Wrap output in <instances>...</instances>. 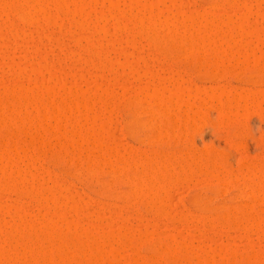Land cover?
<instances>
[{"label":"rangeland","instance_id":"rangeland-1","mask_svg":"<svg viewBox=\"0 0 264 264\" xmlns=\"http://www.w3.org/2000/svg\"><path fill=\"white\" fill-rule=\"evenodd\" d=\"M12 1L10 0L8 2L18 3L19 0H16V1L14 0L13 2ZM23 1L20 0L19 3H22ZM39 1L41 0H37V4L35 3L37 7H38V4L40 5L41 3H43V1H41V3H38ZM49 1L51 2H48V0L44 1V3L41 4L42 6H39V7H41L44 10V12L45 11L47 12L46 13L47 18H50L52 16L50 19L52 22L48 19H45L46 16L45 18L42 17V14L38 12V14H40L39 19L37 18L38 16L37 13H35L36 19H38L37 20L38 24L36 25L34 23H31L32 22L31 20H30L31 22L28 23L29 17L31 16L33 18L35 17L33 12L35 11L34 9L36 8V6L33 5L34 4L33 1L28 2V4L31 3L30 4L31 6L29 5V7H28V4L26 3L27 7L26 6L25 7L28 8V10L31 8L32 15L29 14L30 16L28 15V19L26 18L27 21L26 20L23 21L22 18L21 19L18 18V15L16 16V12H14V10H13L14 13L12 11H11L12 13L8 12V9L10 11V8L9 7L6 8L4 5L5 3L6 4L8 3L6 0H0L1 6L3 5V7L0 6V11L3 10L2 8H4V10L7 9V11L5 10L6 12H2V13L0 12V27L1 25L3 27V28L2 27L0 28V33H1L0 34V99H1L0 104H2L0 105V116L1 117L3 116V118L4 116H6L5 118H7L8 120L10 118L12 120V121L9 120L11 122L9 124L7 123L9 121H5L6 123L4 122V120H7V119H4L3 121L1 120L4 123H3V126L0 123V126H1L0 128V141H1L0 148L2 147L0 150L2 151V149L5 146L8 152L5 153L4 152L5 148H4V150L1 152L2 155L5 153L7 154V156H12L13 154L12 152L15 153L13 154L14 158H12L13 156L10 157L12 160L9 159L7 161L9 157L6 158L7 156H5V154H4V157L6 159L4 157L3 158L0 157V168L2 167V165H6L5 167L7 169H5V167H2V168H4L5 171L9 172V173L5 171L3 172V170H1L0 172H3L5 174H4V178L1 176L3 175V173L0 174V176L2 180L3 179L5 180L6 178L5 176L9 175L8 177H10V175H12L10 177L11 179L7 177L8 179L6 178V181L9 179L12 181L14 179L16 182V180H18L19 183H17L18 181L16 182L18 186L22 183V181L24 182V184L20 185L21 187L23 185L22 189L20 186L19 188H16V189L15 187H13L14 189L13 191V189L10 187L12 186L10 185L11 183L9 181L7 182L8 184L10 183L8 185L10 188H8V186L5 187L6 184L5 186L3 185L5 181L4 180L2 181L0 178V180L2 181V183H0L1 185L0 187V252H1L0 253V259H1L0 264H4L3 262H6L7 264H9V262L12 263V259L16 260L15 262L13 261L14 264L15 263L24 264L23 261L25 262V264H27V260L30 261V263L28 262L29 264H37V263L39 264L38 262L39 260L42 264L43 261L42 259H40V257L44 256V254L41 255V252L43 251L44 252L48 251V254H47L49 256L48 258L51 257V259H53L52 261L56 262V264H60V262H62L61 259L65 257L64 254L63 256H61V253L63 252L62 248L63 249L65 248L64 249L65 252L63 253H66L67 247L70 250L68 251V253H71V254H74L75 250L78 247H80V250L77 249L76 255L74 254V256L73 255L71 256V254L69 255L67 253L69 255L67 260H70V261L72 260L71 262L70 261L67 262L65 258V262H67V264L69 262L70 264H80V261L82 262V264H86L88 263V261L91 260L90 258L92 256H90L89 253L93 249H91V246H90L92 243L91 241H90L91 243L88 246L85 244L89 242L88 239L91 236L92 238L93 236H95L94 239L99 238V237L102 238L103 234L105 235L104 237L108 236V239L105 238L103 242L104 243L103 249L104 250L106 249V251L105 253H103L104 256L101 254L103 259L100 257L101 255L99 256L100 259H98V257L97 258L92 257L93 258L92 260L94 259L95 261H97V259L99 260L97 261L98 263L96 264H100L102 262H103L102 264H124L125 262H127L125 264H162L163 262H164L163 264H169V263L170 264L171 263L172 264H199V263L201 264H229V262L230 264L232 263L233 264H236V263L237 264H264V176H263L264 175V96H262L264 94L263 93L264 92V74L262 73V71L264 72V69H263L264 68L263 66L264 57H261L262 52H264V0H228V1L227 0H152V3L153 1H155V3L152 4V7L154 8V12L156 11L154 13L153 8H152V13H154L155 15L156 13L158 14L159 12L160 13L163 12L162 14L159 13L158 15H155V19H157L156 21H159V24L158 22L153 21L152 17H154V15H151V12L149 9L151 7L147 5L146 0H114L115 2L113 0L112 1L111 0H91V1L81 0V3H80V0H66V1L65 0H62V1L61 0H49ZM57 1H60L61 4L64 3L66 5L65 8L59 9L60 6L58 7L59 2L57 3ZM78 1H79V5L81 6L80 7L81 9L80 8L77 9L79 7ZM117 1H118V4L116 3ZM47 2L49 5H47ZM55 3L57 5H55ZM82 4H83V8H82ZM32 5L34 6V8H32ZM45 5H47V7L49 8H47ZM145 7H147V9ZM204 7L206 9H203ZM67 8L69 9V11H67ZM74 11L76 13H74ZM80 11L83 13H80ZM85 11H87L88 13ZM250 11L252 12L251 14H250ZM183 12L187 14H183ZM243 12L245 13L243 14ZM248 12L250 15H247ZM84 13L85 14L87 13L88 15L86 16ZM190 13L192 15H190ZM240 13L243 14V17L245 19L244 23H241L244 28L241 27L242 29L241 28L239 29L238 27L239 31H237V27L235 29V26H231V25L233 23H234L233 25H235L236 23H237L236 25H240V22H241L240 20L241 18H243L242 15H240ZM105 14H108V15H105ZM181 14H183L184 16L185 15L191 16L192 21L196 18L197 21L195 19V21L192 22L190 18V21H189L190 23L187 21L180 23L179 21L182 20ZM82 15L86 17L84 16L82 17ZM7 16H9L10 18ZM78 16L79 17L81 16V17L79 18ZM140 16L144 19L145 24L148 21V24H147L148 26L147 25L146 26L149 30L153 31L154 29L153 26L156 25L155 30H157V32L160 35H163V34L167 35V33L169 32L167 30V27H165V25L168 26L169 21H173L172 23H175V24L177 22L178 27L174 29H175V33H177L178 36H181L177 40L181 41L180 39L183 38L182 42L177 43L178 41L176 40L175 42L177 44L175 43L169 46L162 45L161 47L160 45H156V44L154 45L153 41H151V37L149 38L148 34L143 30L144 27L142 26L143 28L142 27H141L142 29L140 28V25H142L141 24L142 21L139 22V20L142 19V18H139ZM144 16L146 17L144 18ZM156 16H158L159 18H156ZM163 17L164 18L166 17L165 20ZM226 17H228V19ZM135 18H137L136 21L134 20ZM81 19H83V21L84 19L88 20L89 23H87V21H84V22H86L90 26L86 25V23L84 26L83 25L84 22ZM149 19H152L151 21H153L155 25H153L152 22L149 23L150 21ZM215 19L218 20L222 24L221 32L215 31V30H213L212 32L209 27H207L209 28V30L205 29V32H204L202 30L203 25L201 26V28H199V24L208 25L210 24V22L213 23ZM206 20L210 22H207ZM117 21H118V25L116 23ZM80 22H82L83 24L81 25ZM205 22H207V24H205ZM161 23H163L164 25H162ZM64 24L65 26L63 27ZM175 24H174V27H176ZM93 26H96L97 28L99 26V28L96 29V27L94 28ZM101 26H105V27L101 28ZM165 30H167V32ZM201 31L204 32L203 36L204 34L208 35V36L206 35V38L207 40H210L209 41L210 43H208L207 46L205 44H203L205 46H201L202 44H200L198 47L197 43H196L197 45L195 43H194L195 45L194 44L190 45L189 43L187 44V42L184 41L186 39L184 37H186L187 35H188L187 38H194V37L196 38L198 35L202 37ZM241 31L244 34L240 33ZM142 32H144L145 34ZM14 33H16L17 35L16 34L14 35ZM219 33H222L223 35ZM194 34L195 36H193ZM73 37H75L76 39H74ZM208 37L209 38L212 37L213 41H211L212 38L208 39ZM224 38L227 40H225ZM215 39L216 41L215 43H213ZM221 39L225 41V43L228 40L229 41L234 40L233 42H229L231 43L230 45L233 44L232 47L230 48V46L227 45V43L225 44L224 42H222ZM75 40H78L79 42ZM115 40L117 42H115ZM247 40H249L248 42L251 45L248 44ZM234 42L236 44H239V43L241 44V42L242 44L243 43L245 44V48L248 51L247 52L243 51L244 52L243 55L245 56V53H246L247 58L246 57L244 58L242 53H239L240 51L246 50V49L242 48V45L241 47L240 46L237 47L236 44H235L236 46H234ZM216 43H217V46L215 45ZM192 45L194 49L192 48ZM209 45H211L212 47L213 46L215 47L211 48V46ZM60 46L64 48L60 49L62 48ZM195 46L198 48H196ZM190 49H193V50H190ZM214 49L216 51H213ZM250 51L251 53H248ZM159 52H162V53H159ZM234 52H235V56H234ZM164 53L167 54V56L164 55ZM251 54H254V55H251ZM154 57H156V59ZM222 57L224 61L221 60ZM43 62L46 63V66H45V63ZM218 62L220 63L219 65H218ZM222 62H224L225 64H223ZM43 64H44V68H43ZM41 66H42V69L39 68ZM14 68L16 71H13ZM137 69H139V71ZM14 72L15 73L17 72L19 74L16 73L15 75ZM147 74L149 76H147ZM173 75H175L174 78H173ZM133 76H135V78H133ZM148 77L150 78V80ZM178 80H179V83H178ZM183 80H184V83H183ZM155 83L157 85H155ZM45 84H47L48 86ZM172 84L175 86H173ZM180 85L181 87H179ZM156 87H158L160 90L161 89L163 90V91L161 90L162 97H161V91H160V97L162 98V100L159 99L158 101V98H156L155 96H151L153 92L152 89ZM47 88L49 89L51 88V89L49 90ZM138 89L139 90L141 89L140 92L142 91L141 92L142 94L139 92ZM70 90L72 92L68 93ZM101 90L103 91V93L101 92ZM37 91H38V94H36ZM205 92L208 94H206ZM12 93L14 96L12 95ZM83 93L84 95H82ZM134 93L135 95L137 94L138 95L135 96ZM195 93L197 94L194 95ZM39 94L40 96L44 94V97L38 96ZM77 94H78V97L80 98L82 96V98L84 97V99L85 97L86 99H90L87 101V102L89 101L90 102L88 104L87 102H85L87 105L85 104L83 105V102H82L83 106L79 105L77 103L79 100L77 102L75 101L78 99L76 96ZM33 95H35L36 99L40 97L39 101L38 100L35 101L36 100L35 98H31L33 97ZM198 95L202 98L198 97ZM207 95L209 96L207 97ZM73 96H75L76 98ZM189 96H191L192 98L191 97L189 98ZM27 97H29V99L31 98V100H28ZM102 97H103V101L101 100ZM151 97H153L154 99H152ZM166 98H169V99H166ZM186 98L189 100H187ZM4 99H6V101ZM32 99L35 102H32ZM170 99H172L173 101H175V99H178V102L177 100L175 102H173L172 100L170 101ZM27 100L29 102H26ZM165 100H167V102ZM186 100L189 101L188 103H190L191 101L192 103L189 105ZM30 101H31V104H30ZM168 101L172 103L173 106L169 105ZM185 101L186 103L183 104V102ZM157 102L159 103L157 104ZM193 102L195 104H193ZM164 103H166L167 105H165ZM174 103H176V106ZM25 104H27L28 106ZM178 104L181 106L179 110H178V106H179ZM55 106H58L59 109L60 108L64 109L65 107V110L61 109L62 111L60 110L59 113H57L58 112L57 110L59 109L58 107H55ZM67 107H69L70 109L72 108L71 110L73 111H71V114H69L70 109H67ZM86 107L88 110L86 109ZM163 107L165 108L163 109ZM194 109L196 110L202 109L203 111H205V113L202 111V114H195V112H192V111H196ZM236 109L238 112L236 111ZM184 111L187 112V114ZM61 112L65 114L64 115L65 117H67V115L71 116V117L69 116V119H67L68 122H65L66 120L63 115H62L63 121L61 120L63 124L61 123V121H59V119L62 118V117L60 118ZM174 112L176 113L174 114ZM55 114L58 116L60 115L59 119L57 118L58 116L56 117L57 120L59 121L58 124L59 123L62 124L61 125L62 127L58 125L60 128L56 125L57 120H55ZM188 114H189V117H187ZM50 115L52 118L50 117ZM98 115L101 117H99ZM179 115L181 117H179ZM190 115L193 117L190 118ZM197 115L199 117L201 115L202 118L201 117L199 118ZM168 116L170 117L173 116V118L172 117L170 118ZM229 116L230 118H232V120H229L230 118L227 119V117ZM109 117H112V118H109ZM3 118H0V119H3ZM38 119H39V122L42 120L41 121L42 124H38L39 123L37 122ZM171 119H172V122L174 121L173 122L174 125L168 121V120L171 121ZM187 119H188V122H186ZM193 119H196L197 122L196 120H194L193 122L192 121ZM99 121L102 122V125ZM19 122L21 124H19ZM30 122L33 124L30 125ZM155 122H159V123H155ZM4 124L5 125L7 124L9 126H4ZM55 125L62 131V133L60 130L58 131L55 128L56 127ZM102 126L103 128L104 127L106 128V129L104 128V131L105 130L107 131L109 128V130L107 131L109 132L108 136L111 135L109 138H107L106 131L105 133L103 132ZM173 126H175L174 129H173ZM179 126H181V128ZM153 127L155 128V130ZM54 128L56 129L57 132L54 130ZM25 129L27 131L25 132L27 135H25V133L23 132L25 131ZM31 129L33 130L31 131ZM112 129L113 130L115 129L116 131L114 130V133L113 131L111 133L110 131ZM86 131L88 135L90 134V132L93 133V136H91L92 138L87 136ZM79 132L80 134L84 132L81 135L85 136L86 134V138L88 137L89 139H91V141L93 140L94 135H97L95 133L102 132L103 135H106L103 138L105 140H101L102 136L101 137L99 136L101 133H99V135L95 137L98 138L100 142L101 141H106V142H103L104 146L100 144L102 146V149H101V146L98 145L100 142L97 144V142L95 141L97 139L94 140L96 142L94 143V145L95 144L97 145L96 147L93 145V141L91 142L90 140H87L84 136L81 137ZM33 134L36 136H32ZM38 135H39V138L40 136H42L41 138L44 137L43 139L46 142L44 144L46 145L48 149L43 144H41L43 146V149H42V146H40L41 149H36V148H39L40 143H42V142H39L41 138L39 139L37 137ZM52 135L54 138L52 137ZM178 135H181L180 138ZM31 136L36 137V138L33 139ZM78 136H79V139H78ZM83 138H85V140H83ZM112 138H113V141H112ZM183 138L184 139L186 138V139L184 140ZM35 139L39 140L38 141L39 144L34 143V142H37ZM32 140L33 141L35 140V141L33 142ZM31 141L33 142L32 145H31L32 143ZM26 142H28V144ZM29 142L31 143L29 144ZM71 142L73 143V146H74V142H75V145H76V142L82 143L83 145L82 144L80 145L82 146L83 151L80 148V146L78 147L79 143L76 145L82 153L77 149L76 146L72 148L70 146ZM3 143H5V145H1ZM108 144L109 146H112L113 151L111 150V153L115 152L114 154H118V156L121 155L122 157L119 156L121 160L118 158V156H117L118 160L115 157L111 156L112 158L110 159H112L113 165H112V162L110 163L111 160H107L102 163L104 165L100 164V166H102L100 167L98 163L99 160L102 158H105L106 156H107L106 159H108L109 153L107 155L105 154L106 155L105 157L104 156L101 157L102 154L105 153L102 150L108 151V149H106L105 147V145H108ZM86 146L88 148H86ZM104 147L105 149H103ZM10 148H12V150ZM20 148L22 149L24 148V149L22 150ZM9 149L12 151V152L10 151L11 154L9 152ZM46 149L48 152L46 151ZM73 149L80 152L81 155L79 156V154H77L78 152H75ZM86 149L87 151L85 152ZM98 149H101V150H98ZM192 151H193V154H192ZM37 152L41 154L39 155ZM172 152H173V155H172ZM156 153L158 154V156H156L157 155ZM18 154L20 156H17ZM124 154H125V158H124ZM180 154L182 155L183 159H181L182 157ZM38 155H39V158H38ZM195 155H197L198 158ZM127 157H129V159ZM144 159L146 162L148 161L147 163L149 165L147 163L146 164L143 163L144 165H142V161ZM5 160L7 162H4ZM10 161L11 162L15 161L16 163V164L15 163L13 164L11 172L9 169L11 167ZM160 161L161 163L163 162L162 163L163 165L160 163ZM8 162H10L9 165L7 164ZM24 162L25 164H23ZM94 164H96V166H93ZM34 166L37 168H35ZM97 166H99L100 168V169L98 168L99 170L95 169ZM129 166L131 167L129 168ZM158 166H160L161 168ZM14 167H21L23 172L20 171L21 168H14ZM23 168L26 170L24 171ZM29 168L32 171H30ZM114 168L118 172H116ZM128 168L129 170H127ZM15 169L16 170L20 169L19 170L20 174L18 175H21L22 173H24L21 175V176L23 175L24 176L21 177V176L16 175L17 173L16 174L14 173L16 172ZM45 170L47 171L45 172ZM112 170L115 172L114 176H113L114 172H112ZM124 170L126 171L124 172ZM161 170L162 172H166L167 175L165 173L163 175V173H161ZM182 171H183V174H181ZM47 173L49 175L51 174V177L48 176ZM151 173L153 174V176ZM131 174H133V176ZM25 175L27 178H25ZM35 175L36 177H34ZM135 175H138V176H135ZM140 175H142V178ZM257 175H259L258 176L259 178H257ZM31 176H33V178ZM165 176L166 178H164ZM30 178H32L33 181ZM52 179L54 180L51 181ZM20 180L22 181L20 182ZM174 180L175 181L177 180V181L172 183ZM26 181H29V182H26ZM59 182H62V183H59ZM25 183L28 184V186L27 184L26 186L29 188V190H32L30 188L32 187L33 189H36V190L38 189L37 191L42 192V195L39 193L40 194L39 198L41 196V199H42V197L46 195L45 200L43 198L44 201H42V203L40 202V199L35 200V199H38L36 198L38 196V194L36 193L37 191L34 190L31 192V194L32 193L37 194L36 196L32 194L35 198L32 197L29 193L30 192L29 190L28 192H26L27 190L23 189L25 188ZM68 185L70 188L68 187ZM74 185H76V187H74ZM226 186L227 188H225ZM71 187L72 188L74 187V188L72 189ZM133 188L134 189L136 188V189L134 190ZM9 189L10 190L12 189L13 192L10 191ZM61 189H63V191H61ZM51 190H53V192L56 191V193L54 192V194L56 195H53L55 196V199H50L52 198L51 194H53ZM160 191H162V193L164 192V194H162ZM165 192L167 196L165 195ZM25 193H28V194H25ZM129 193L132 197L129 196ZM154 194L160 197H161L160 194H162V196L165 195V197L167 198L164 197L163 200L164 201L166 200V201L165 202L162 201L161 198L163 197H161L159 199L161 200V202H163V204L160 203L159 200L158 202L157 201L158 196H157L156 197L157 205H155L154 202L153 204L152 201L155 199V197L153 196ZM123 195L124 196L127 195V196L124 198ZM137 195L142 197L143 201ZM150 196H152L151 198L153 200L149 198ZM56 199L58 200L57 204H53L52 203L53 201L51 200H54L55 202ZM67 199L68 201L66 202L65 200ZM46 200L47 201L49 200V201L46 202ZM38 201L40 204L37 203ZM43 203H48L49 207L47 206V204L45 205ZM58 204L62 206V208L59 207L58 209L60 210L59 213L61 212L60 215L59 213H57V211H52L54 207H56L54 209L57 210V207L59 206ZM76 204L78 205L77 207H80V209H82L81 214L78 213L79 217L76 215L77 212L75 213ZM53 205L54 207L50 208V206H53ZM155 206H157L159 209ZM47 207L49 208V210H47L48 209ZM48 211L50 212V214L54 215V216H51L50 218L51 220L55 216L57 217L56 214L59 215L57 217L59 220V223L56 222L55 220H52V221L59 224V229L61 226L64 227V228L62 227L63 228L62 232L66 233L68 231V228L69 230L71 228V230L68 231L70 235L68 234L69 235L68 236L67 233L65 235H67L66 236L67 238L71 237L70 238L71 240L67 242L70 245L71 244L73 245L71 246L67 245L68 243L66 242L65 244L63 240L62 241L64 243H61V241L59 242V240H55L56 243L54 244L57 247L58 245H59V248H60V245L62 246L59 249L53 245L52 246L53 248H52L51 245L48 243V241L42 240L43 238L47 240V236H49V233L46 230H48V228L50 230V227L46 226V224L42 226L44 224L43 222L46 221L45 220L46 212ZM53 212L54 213L56 212V213L54 214ZM48 214H47V217L50 216V214L49 216ZM41 215L43 216V218L45 215V218L42 219ZM228 215L230 216L227 219H230L229 220L230 222L226 220L225 218V216L227 217ZM23 216L25 219L28 220V222L31 223L30 228L28 226L29 223L27 224V222L23 219ZM173 216L175 218L178 217L179 218L178 221H177V218L175 219ZM203 216L205 217L203 218ZM232 216H234L235 220L237 221L236 224L232 221L234 220L232 219L233 218ZM236 217H238V220L236 219ZM249 217H252L253 219ZM20 218L22 219V222H24L23 224L26 226L24 227V229L29 228L28 229L29 232L34 229L38 232L41 230L40 228L42 229L44 228V232H47L46 233L47 235L45 234L46 236L42 237L41 235H43L44 233L43 230H41L43 233L39 232L40 234L39 233L35 234L34 232L36 231H34L31 234V235L34 234L32 237L30 233L28 232L25 233L27 229H25L23 233V230H24L23 229L21 233L25 235V239L24 240L21 239V240L24 241L25 246L29 248L27 252H25L26 251L25 249H27V247H25L24 243H22V241L19 239V236H21L22 234L18 235V233L16 234L15 232H13L14 230H16L15 225L17 224L20 225L19 223L21 222ZM211 218L212 220H210ZM75 221L79 223L77 224ZM245 221L248 222L249 225L250 224L251 225L249 226ZM69 222L70 223L74 222L75 224H77V228H73V225H68ZM48 223L52 225V222L48 221ZM258 223L259 225H257ZM19 225L17 227H19ZM24 225H22V227ZM55 225L56 224H54V228H55ZM13 226L15 229L13 228ZM45 226L47 228H45ZM68 226H72V227H68ZM85 227L87 229H85ZM66 229L67 231H65ZM120 229L121 231L118 232ZM10 232L14 235L13 239H12L11 234L9 235ZM51 232H53V229ZM73 232L75 233L76 236H74ZM80 235L81 237H79ZM85 235L87 236V238ZM116 235H119L118 238ZM16 236L18 237L17 239H19V241L16 240V243L17 242L19 243L21 241V243H19L20 245H18V243L16 244L14 241L16 239ZM38 236L40 238H37ZM175 236L180 241H178L176 238H173ZM31 237L33 239H30ZM66 237L65 239H67ZM77 237L80 238V243L83 246L82 251H81V245L79 243V239ZM185 238L186 240H184ZM37 239L38 240L40 239L39 240L40 242H38ZM75 239H78V241ZM122 239L125 241H122L121 243ZM41 240H42V244H41ZM98 240L99 239L97 240L95 239V241L93 242L94 246ZM108 240H110V242ZM32 242L35 244L34 248H33ZM45 242H47V244L50 245L48 246V248H46L47 247L46 245H43V244H46ZM58 242L59 244L57 245ZM168 242L169 244L170 243L171 244L170 245L167 244ZM14 243L18 246V248L16 249L14 248L16 252L20 248V246L22 247L18 250L19 251L18 255L22 253V249L24 248L23 251L25 252V255L24 256L22 255L23 256L22 258H19L18 256H16L15 251L13 252L14 249L12 250V248L15 245ZM30 244L32 245V247L29 246ZM63 244H65L67 247ZM168 245L169 246L173 245V246L172 248L171 247L167 248ZM94 246L92 247L94 248ZM41 247L42 248L45 247V249L44 248L42 249ZM49 247L50 249L52 248L51 251ZM179 247L180 249L178 250ZM31 248L34 249L35 251L34 255L37 256L38 258L32 254L33 252L31 251H33V249L31 250ZM110 248H112V250ZM155 248H157V250H159L160 252L156 251ZM72 249H73V252H72ZM103 249L102 251L104 252ZM163 249L166 252H164ZM225 249H228V250H225ZM56 251L57 253H55ZM78 251H81V252H78ZM112 251L115 254L114 257L117 255L115 259L114 257H111ZM30 252H31L32 259L30 255H27ZM35 253H37L38 255ZM49 253H54V254H49ZM212 254L214 255V257ZM83 255L85 256L83 257ZM151 255L152 256L157 255L154 257H156L158 261L156 259H155L156 261H154L153 260L154 257L151 260ZM3 256L5 257V259ZM25 256H26V259H24ZM33 256H34V259L36 258L35 261L33 260ZM87 256H89L90 258ZM29 257L31 260H29ZM58 257H61L59 262L57 261L59 260ZM204 257H206L207 259ZM226 257H227V260H226ZM48 258H46L45 263L51 264V262L50 263L47 262ZM18 259H21V260H18ZM43 259L45 258L43 257ZM110 259L112 262L110 261ZM49 260L50 259H48V261ZM84 260L85 262L86 260L88 261L86 263H83ZM136 260H138L139 263ZM205 260L206 261L208 260V262H206ZM203 261L205 263H203ZM90 262L88 264H91ZM61 264H63V262Z\"/></svg>","mask_w":264,"mask_h":264},{"label":"bare ground","instance_id":"bare-ground-1","mask_svg":"<svg viewBox=\"0 0 264 264\" xmlns=\"http://www.w3.org/2000/svg\"><path fill=\"white\" fill-rule=\"evenodd\" d=\"M6 1L8 2V1H10V0H6ZM11 1H12V0H11ZM13 1H14V0H13ZM13 1H12V2H13ZM15 1H16V0H15ZM22 1H23V0H22ZM30 1H33V3H34L33 5H35V3L37 4V0H24L22 3H19V2H20V0H19L18 3H17V2H16V3H14V2H13V3H11V2L9 3V2H8V3H7L8 5H7L6 3H5L4 5H5L6 8H8V7L10 8V11H9V9H8V12H11V11L13 12V10H14V12H16V16L18 15V18H20V19L22 18L23 21H24V20L27 21V19H28V15H29V14L32 15V14H31V8L29 9L30 11L28 10V8H26V7H27L26 5H27L28 2H30ZM41 1H43V3H44V1H46V0H41ZM41 1H39L38 3H41ZM61 1H62V0H61ZM65 1H66V0H65ZM86 1H87V0H86ZM90 1H91V0H90ZM111 1H112V0H111ZM113 1H114V0H113ZM227 1H228V0H227ZM48 2H51V1L48 0ZM48 2H47V5H49ZM58 2L61 4L60 1H57V3H58ZM114 2H115V1H114ZM125 2H126V1H125ZM128 2H129V1H128ZM146 2H147V5L151 7V8H149V9H150V12H151V15H154V13H155L156 11L154 12V8L152 7V4L155 3V1H153V3H152V0H146ZM157 2H158V1H157ZM0 3H1V2H0ZM26 3H27V4H26ZM43 3H41V4H43ZM59 3H58V7L60 6L59 9L65 8L66 5H65L64 3H62V4L64 5V7H63L62 4L60 5ZM69 3H71V2H69ZM72 3H73V1H72ZM80 3H81V0H80ZM82 3H83V2H82ZM85 3H87V2H85ZM111 3H112V2H111ZM116 3L118 4V1H117ZM241 3H242V2H241ZM257 3H258V2H257ZM30 4H31V3H30ZM30 4H28V7H29ZM41 4H40V5L38 4V7H37V5H35L36 8H35L34 10H35L36 12H35V11L33 12V10H32L33 14L35 15V13H37V15H38L37 18H38V19H39L40 14H42V17L45 18V16H46L45 19L50 20L52 16L49 14L51 17H50V18H47V15H46L47 12H46V11L44 12V10H43L41 7H39V6H42ZM156 4H157V3H156ZM158 4H159V3H158ZM228 4H229V3H228ZM33 5H32V8H34ZM47 5H45V6L47 7ZM55 5H57V4L55 3ZM86 5H87V4H86ZM86 5H85V6H86ZM132 5H133V3H132ZM145 5H146V4H145ZM0 6H1V4H0ZM25 6H26V7H25ZM30 6H31V5H30ZM61 6H62V7H61ZM67 6H68V4H67ZM78 6H79V7H78ZM78 6H77V7H78L77 9H79V8L81 7V6L79 5V1H78ZM88 6H89V5H88ZM111 6H112V4H111ZM1 7H3V5H2ZM46 7H44V8H46ZM58 7H57V8H58ZM86 7H87V6H86ZM113 7H114V5H113ZM113 7H112V8H113ZM133 7H134V5H133ZM154 7H155V6H154ZM158 7H159V6H158ZM158 7H156V8H158ZM47 8H49V7H47ZM82 8H83V4H82ZM84 8H85V7H84ZM145 8L147 9V7H145ZM152 8H153V12H154V13H152ZM2 9H3V10L0 11L1 13L7 11V9H5L6 11L4 10V8H2ZM11 9H12V10H11ZM55 9H56V8H55ZM77 9H76V10H77ZM80 9H81V8H80ZM159 9H161V8H159ZM203 9H206V8L204 7ZM239 9H240V8H239ZM251 9H252V8H251ZM26 10H27V11H26ZM63 10H64V9H63ZM132 10H133V9H132ZM156 10H158V9H156ZM240 10H241V9H240ZM47 11H48V10H47ZM67 11H69L68 8H67ZM161 11H162V10H161ZM163 11H164V10H163ZM186 11H187V10H186ZM208 11H209V10H208ZM246 11H247V10H246ZM246 11H245V12H246ZM12 12H11V13H12ZM14 12H13V13H14ZM28 12H30V13H28ZM38 12H39L40 14H38ZM41 12H42V13H41ZM56 12H57V11H56ZM85 12H87V11H85ZM158 12H159V11H158ZM245 12H243V14H244ZM51 13H52V12H51ZM59 13H60V12H59ZM74 13H76V12L74 11ZM80 13H83V12L80 11ZM87 13H88V12H87ZM87 13H86V14L84 13V14L87 16V15H88ZM106 13H107V12H106ZM144 13H145V12H144ZM144 13H143V14H144ZM159 13H160V12H159ZM159 13H158V14H159ZM162 13H163V12H162ZM162 13H160V14H162ZM251 13H252V12L250 11V14H251ZM5 14H6V13H5ZM26 14H27V15H26ZM43 14H44V15H43ZM52 14H53V13H52ZM158 14L156 13L155 15H158ZM183 14H187V13H184V12H183ZM183 14H181L182 20L179 21V22H180V23H183V22H186V21L189 22L191 16H189V15H187V16L185 15V16H184ZM243 14L240 13V15H242V17H243ZM250 14H249V12H248L247 15H250ZM258 14H259V13H258ZM30 15H29V16H30ZM34 15H33V16H34ZM49 15H48V17H49ZM53 15H54V14H53ZM57 15H58V14H57ZM101 15H102V14H101ZM105 15H108V14H105ZM133 15H134V13H133ZM140 15H141V14H140ZM144 15H145V14H144ZM155 15H154V17H152V18H153V21H154V22H158V24H159V21H156L157 19H155ZM190 15H192V14L190 13ZM206 15H207V14H206ZM262 15H263V14H262ZM14 16H15V15H14ZM83 16H84V15H82V17H83ZM86 16H84V17H86ZM112 16H113V14H112ZM148 16H149V15H148ZM159 16H160V15H159ZM163 16H164V15H163ZM244 16H245V15H244ZM5 17H6V16H5ZM7 17H9V16H7ZM78 17H79V16H78ZM80 17H81V16H80ZM80 17H79V18H80ZM107 17H108V16H107ZM145 17H146V16H144V18H145ZM181 17H180V18H181ZM201 17H202V16H201ZM246 17H247V16H246ZM248 17H249V16H248ZM9 18H10V17H9ZM26 18H27V19H26ZM58 18H59V17H58ZM79 18H78V19H79ZM114 18H115V17H114ZM116 18H117V16H116ZM139 18H142V17L140 16ZM156 18H159V17L156 16ZM163 18H164V17H163ZM165 18H166V17H165ZM165 18H164V20H165ZM175 18H176V17H175ZM226 18L228 19V17H226ZM20 19H19V20H20ZM38 19H36V15H35L34 18L31 16V17H29V19H28V23L32 21L31 23H34V24L37 25V24H38V21H37ZM86 19H87V18H86ZM109 19H110V18H109ZM112 19H113V18H112ZM136 19H137V18H135L134 20L136 21ZM160 19H161V18H160ZM168 19H169V18H168ZM195 19H196V18H195ZM195 19H194L193 21H195ZM222 19H223V18H222ZM19 20H18V21H19ZM30 20H31V21H30ZM60 20H61V19H60ZM81 20L83 21V19H81ZM81 20H80V21H81ZM106 20H107V19H106ZM149 20H150L149 23L152 22V24L155 25V23H153V21H151L152 19H149ZM224 20H225V19H224ZM239 20H240V19H239ZM242 20H243V21H242ZM244 20H245V19H244V17H243V18H241V20H240V21H241V22H240V25H236L237 23H236L235 25H233V24H234V23H233L231 26H235V29H236V27H237V31H239V29H240L241 27H243L241 23H244ZM251 20H252V19H251ZM21 21H22V20H21ZM21 21H20V22H21ZM26 21H25V22H26ZM50 21H51V20H50ZM84 21H87V23H89L88 20H85V19H84ZM84 21H83V22H84ZM102 21H103V20H102ZM118 21H120V20H118ZM118 21L116 22L117 25H118ZM140 21H142V22H141L142 25H140V23H139L140 28H141L142 26L144 27V28L142 27L143 30L148 34V37H149V38L151 37V41H153L154 45H155V44H156V45H160V47H161L162 45H168V46H169V45H173V44L176 43L175 41H176L177 39H179V37H181V36H178L177 33H175V29H174V28H177V27H178V25H177L178 23H177L176 21H175L176 24H175V23H172L173 21H169V22H168V23H169L168 26L165 25V27H167V30L169 31V32L167 33V35H164V34H163V35H160V34L157 32V30H155V29H156V28H155L156 25L153 26V28H154L153 31H152V30H149V29L147 28V26H148V25H147V24H148V21H147L146 24H145V21H144L143 18H142L141 20H139V22H140ZM162 21H163V20H162ZM191 21H192V18H191ZM193 21H192V22H193ZM196 21H197V19H196ZM206 21H207V22H210V21H208V20H206ZM220 21H222V20H220ZM16 22H17V21H16ZM51 22H52V21H51ZM114 22H115V21H114ZM122 22H123V21H122ZM137 22H138V21H137ZM165 22H166V21H165ZM207 22H205V24H207ZM31 23H30V24H31ZM58 23H59V22H58ZM85 23H86V22H84V24H83L82 22H80V24H81V25L83 24L84 26H85ZM87 23H86V25H89V24H87ZM119 23H120V22H119ZM189 23H190V22H189ZM222 23H223V22H222ZM22 24H24V23H22ZM34 24H33V25H34ZM144 24H145V25H144ZM161 24L164 25L163 23H161ZM174 24H175L176 27H174ZM198 24H199V23H198ZM229 24H230V23H229ZM250 24H251V23H250ZM8 25H9V24H8ZM17 25H18V24H17ZM55 25H56V24H55ZM93 25H94V24H93ZM95 25H96V24H95ZM117 25H116V26H117ZM146 25H147V26H146ZM180 25H181V24H180ZM202 25H203V26H202ZM221 25H222V24H221L218 20L215 19V21H214L213 23L210 22V24H208V25L199 24V28H201V26H202V27H203L202 30H203L204 32H205V29H208V30H209V28L211 29L212 32H213V30H215V31H220V32H221V30H222V29H221V27H222ZM20 26H21V25H20ZM29 26H30V25H29ZM40 26H41V25H40ZM58 26H59V24H58ZM60 26H62V25H60ZM64 26H65V24L63 25V27H64ZM89 26H90V25H89ZM96 26H97V25H96ZM96 26H93V27L95 28ZM105 26H106V25H105ZM105 26H101V28H104ZM227 26H228V25H227ZM246 26H247V25H246ZM246 26H245V27H246ZM255 26H256V25H255ZM1 27H2V25H1ZM1 27H0V28H1ZM82 27H83V26H82ZM93 27H92V28H93ZM117 27H118V26H117ZM120 27H121V26H120ZM207 27H209V28H207ZM238 27H239V29H238ZM256 27H257V26H256ZM2 28H3V27H2ZM5 28H6V27H5ZM16 28H17V27H16ZM34 28H35V27H34ZM60 28H61V27H60ZM98 28H99V26H98ZM98 28L96 27V29H98ZM118 28H119V27H118ZM142 28H141V29H142ZM243 28H244V27H243ZM23 29H24V28H23ZM241 29H242V28H241ZM257 29H258V28H257ZM72 30H73V29H72ZM99 30H100V29H99ZM167 30H165V31L167 32ZM177 30H178V29H177ZM177 30H176V32H177ZM197 30H198V29H197ZM230 30H231V28H230ZM233 30H234V29H233ZM258 30H259V29H258ZM13 31H14V30H13ZM36 31H37V30H36ZM138 31H139V30H138ZM162 31H163V30H162ZM206 31H207V30H206ZM235 31H236V30H235ZM245 31H246V30H245ZM254 31H255V30H254ZM2 32H3V31H2ZM11 32H12V31H11ZM14 32H15V31H14ZM18 32H19V31H18ZM18 32H17V33H18ZM32 32H33V31H32ZM60 32H61V31H60ZM99 32H100V31H99ZM139 32H140V31H139ZM201 32H202V31H201ZM204 32H202V35H201L202 37H200V36L198 35L196 38H195V37H194V38H187V36H188V35H187L186 37H184V38H186L184 41H186L187 44L189 43L190 45H191V44H194V43H195V44L197 43L198 45H197V44H196V45H197L198 47H199L200 44H202L201 46H205V45L207 46L208 43H210V42H209L210 40H207V38H206V35H207V34H206V35L204 34L205 37L203 36V33H204ZM209 32H210V31H209ZM226 32H227V31H226ZM228 32H229V30H228ZM21 33H22V32H21ZM142 33H144V32H142ZM180 33H181V32H180ZM222 33H223V32H222ZM222 33H219V34H222ZM240 33H243V32L241 31ZM0 34H1V33H0ZM15 34H16V33H14V35H15ZM26 34H27V33H26ZM144 34H145V33H144ZM208 34H209V33H208ZM243 34H244V33H243ZM243 34H242V36H243ZM16 35H17V34H16ZM181 35H182V34H181ZM222 35H223V34H222ZM240 35H241V34H240ZM252 35H253V34H252ZM3 36H4V35H3ZM12 36H13V35H12ZM18 36H19V35H18ZM73 36H74V35H73ZM77 36H78V35H77ZM184 36H185V35H184ZM191 36H192V35H191ZM193 36H195V34H194ZM207 36H208V35H207ZM209 36H210V35H209ZM215 36H216V35H215ZM256 36H257V35H256ZM15 37H16V36H15ZM75 37H76V35H75ZM75 37H73V38L76 39ZM126 37H127V36H126ZM189 37H190V36H189ZM231 37H232V36H231ZM231 37H230V38H231ZM211 38H212V37H211ZM211 38L208 37V39H211ZM225 38H227V37H225ZM225 38H224V39H225ZM13 39H14V38H13ZM97 39H98V38H97ZM182 39H183V38H182ZM182 39H180L181 41H178V40H177V41H178L177 43H179V42L181 43V42H182ZM239 39H240V38H239ZM221 40H222V39H221ZM225 40H227V39H225ZM231 40H232V39H231ZM236 40H237V39H236ZM236 40H235V41H236ZM242 40H243V39H242ZM245 40H246V39H245ZM252 40H253V39H252ZM75 41H78V40H75ZM90 41H91V40H90ZM131 41H132V40H131ZM133 41H134V40H133ZM148 41H149V40H148ZM211 41H213V38H212ZM215 41H216V39L214 40L213 43H215ZM233 41H234V40H232V41H229V40H228V41L226 42L227 45L230 46V48L232 47L233 44L230 45L231 43H229V42H233ZM243 41H244V40H243ZM248 41H249V40H247V42H248ZM257 41H258V40H257ZM20 42H21V41H20ZM78 42H79V41H78ZM115 42H117V41L115 40ZM128 42H129V41H128ZM134 42H135V41H134ZM186 42H185V43H186ZM190 42H191V43H190ZM222 42L225 43V41H223V40H222ZM245 42H246V41H245ZM258 42H259V41H258ZM258 42H257V44H258ZM17 43H18V42H17ZM144 43H145V42H144ZM177 43H176V44H177ZM226 43H225V44H226ZM58 44H59V43H58ZM58 44H57V45H58ZM132 44H133V43H132ZM195 44H194V45H195ZM203 44H205V45H203ZM235 44H236V43L234 42V46L237 45V47H238V46L241 47V45H242V48L246 49V48H245V44L243 43V44H244V46H243L242 42H241V44L239 43L240 45H239V44H236V45H235ZM248 44H249V42H248ZM59 45H60V44H59ZM88 45H89V44H88ZM130 45H131V44H130ZM135 45H136V44H135ZM190 45H189V46H190ZM211 45H212V44H211ZM211 45H209V46H211ZM215 45L217 46V43H216ZM227 45H226V46H227ZM249 45H251V44H249ZM177 46H178V45H177ZM209 46H208V47H209ZM220 46H221V45H220ZM60 47H62V46H60ZM88 47H89V46H88ZM144 47H145V46H144ZM180 47H181V46H180ZM195 47H196V46H195ZM198 47H196V48H198ZM213 47H215V46H213ZM213 47L211 46V48H213ZM227 47H228V46H227ZM237 47H236V48H237ZM253 47H254V46H253ZM260 47H261V46H260ZM63 48H64V47H62V48H60V49H63ZM86 48H87V46H86ZM163 48H164V47H163ZM165 48H166V47H165ZM169 48H170V47H169ZM172 48H173V47H172ZM181 48H182V47H181ZM192 48L194 49L193 45H192ZM251 48H252V47H251ZM84 49H85V48H84ZM183 49H184V48H183ZM193 49H190V50H193ZM254 49H255V48H254ZM254 49H253V50H254ZM261 49H262V48H261ZM159 50H160V48H159ZM179 50H180V49H179ZM169 51H170V50H169ZM180 51H181V50H180ZM183 51H184V50H183ZM195 51H196V50H195ZM198 51H199V50H198ZM213 51H216V50L214 49ZM217 51H218V49H217ZM243 51H244V52H245V51L247 52L248 50H247V49H246V50H242V51H240L239 53H242V55H243V54H244ZM128 52H129V51H128ZM164 52H165V51H164ZM167 52H168V51H167ZM227 52H228V51H227ZM236 52H237V51H236ZM159 53H162V52H159ZM168 53H169V52H168ZM183 53H184V52H183ZM196 53H197V52H196ZM201 53H202V52H201ZM223 53H225V52H223ZM248 53H251V51L248 52ZM259 53H260V52H259ZM25 54H26V53H25ZM100 54H101V53H100ZM198 54H199V53H198ZM164 55L167 56V54H165V53H164ZM187 55H188V54H187ZM201 55H202V54H201ZM201 55H200V56H201ZM248 55H250V54H248ZM251 55H254V54H251ZM231 56H232V55H231ZM234 56H235V52H234ZM243 56H244V55H243ZM259 56H260V54H259ZM97 57H98V56H97ZM188 57H189V56H188ZM245 57L247 58V54H246V53H245L244 58H245ZM248 57H249V56H248ZM261 57H264V52H262ZM25 58H26V56H25ZM100 58H101V56H100ZM154 58L156 59V57H154ZM157 58H158V57H157ZM167 58H168V57H167ZM185 58H186V56H185ZM249 58H250V57H249ZM97 59H98V58H97ZM151 59H152V58H151ZM164 59H165V58H164ZM197 59H198V58H197ZM46 60H47V59H46ZM61 60H62V59H61ZM221 60H223V57H222ZM47 61H48V60H47ZM56 61H57V60H56ZM157 61H158V60H157ZM165 61H166V60H165ZM191 61H192V60H191ZM196 61H197V60H196ZM223 61H224V60H223ZM45 62H46V61H45ZM45 62H43V63H45ZM58 62H59V60H58ZM87 62H88V61H87ZM87 62H86V63H87ZM96 62H97V61H96ZM213 62H214V61H213ZM54 63H55V62H54ZM147 63H148V62H147ZM151 63H152V62H151ZM222 63L225 64L224 62H222ZM257 63H258V62H257ZM263 63H264V61H263ZM15 64H16V63H15ZM47 64H48V62H47ZM130 64H131V63H130ZM153 64H154V63H153ZM219 64H220V63L218 62V65H219ZM223 64H222V65H223ZM228 64H229V63H228ZM236 64H237V63H236ZM23 65H24V64H23ZM41 65H42V63H41ZM93 65H94V64H93ZM138 65H139V64H138ZM226 65H227V64H226ZM229 65H230V64H229ZM12 66H13V65H12ZM45 66H46V63H45ZM108 66H109V65H108ZM131 66H132V65H131ZM263 66H264V64H263ZM17 67H18V66H17ZM217 67H219V66H217ZM237 67H238V66H237ZM244 67H245V66H244ZM261 67H262V66H261ZM15 68H16V67H15ZM15 68H14L13 71H16ZM39 68L42 69V66L39 67ZM43 68H44V64H43ZM124 68H125V67H124ZM129 68H130V67H129ZM152 68H153V67H152ZM245 68H246V67H245ZM249 68H250V67H249ZM262 68H263V67H262ZM153 69H154V68H153ZM227 69H228V68H227ZM234 69H235V68H234ZM263 69H264V68H263ZM19 70H20V69H19ZM137 70L139 71V69H137ZM143 70H144V69H143ZM218 70H219V69H218ZM249 70H250V69H249ZM3 71H4V70H3ZM13 71H12V72H13ZM21 71H22V70H21ZM10 72H11V71H10ZM22 72H23V71H22ZM25 72H26V71H25ZM132 72H133V71H132ZM142 72H143V71H142ZM150 72H151V71H150ZM150 72H149V73H150ZM165 72H166V71H165ZM176 72H177V71H176ZM184 72H185V70H184ZM8 73H9V72H8ZM14 73H15V72H14ZM16 73H17V72H16ZM16 73H15V75H16ZM19 73H20V71H19ZM19 73H17V74H19ZM112 73H113V72H112ZM133 73H134V72H133ZM136 73H137V72H136ZM144 73H145V72H144ZM146 73H147V72H146ZM152 73H153V72H152ZM157 73H158V72H157ZM174 73H175V72H174ZM262 73L264 74L263 71H262ZM154 74H155V73H154ZM154 74H152V75H154ZM171 74H172V72H171ZM176 74H177V73H176ZM179 74H180V73H179ZM152 75H151V77H152ZM237 75H238V74H237ZM254 75H255V74H254ZM114 76H115V75H114ZM145 76H146V74H145ZM147 76H149V75L147 74ZM174 76H175V75H173V78H174ZM235 76H236V75H235ZM235 76H234V77H235ZM247 76H248V75H247ZM251 76H253V75H251ZM48 77H49V76H48ZM158 77H159V75H158ZM177 77H178V75H177ZM114 78H115V77H114ZM133 78H135V76H133ZM148 78H149V77H148ZM153 78H154V77H153ZM179 78H180V77H179ZM182 78H184V77H182ZM52 79H53V78H52ZM176 79H177V78H176ZM132 80H133V79H132ZM149 80H150V78H149ZM41 82H42V81H41ZM43 82H44V81H43ZM145 82H146V81H145ZM149 82H150V81H149ZM174 82H175V81H174ZM174 82H173V83H174ZM176 82H177V81H176ZM181 82H182V81H181ZM255 82H256V81H255ZM151 83H152V82H151ZM178 83H179V80H178ZM183 83H184V80H183ZM258 83H259V81H258ZM45 85H47V84H45ZM138 85H139V84H138ZM151 85H152V84H151ZM155 85H157V84L155 83ZM172 85H173V84H172ZM38 86H39V84H38ZM38 86H37V87H38ZM47 86H48V85H47ZM49 86H50V85H49ZM147 86H148V85H147ZM173 86H175V85H173ZM185 86H186V85H185ZM41 87H42V86H41ZM137 87H138V86H137ZM150 87H151V86H150ZM154 87H155V86H154ZM158 87H159V86H158ZM158 87L152 89L153 92H152V95H151V96H155L156 98H158V101H159V99L162 100L161 97H162V91H163V90L161 89V90H162V91H161ZM161 87H162V86H161ZM176 87H177V86H176ZM179 87H181V85H180ZM188 87H189V86H188ZM190 87H191V86H190ZM194 87H195V86H194ZM52 88H53V87H52ZM135 88H136V87H135ZM172 88H173V87H172ZM196 88H197V87H196ZM202 88H203V87H202ZM38 89H39V88H38ZM47 89H49V88H47ZM47 89H46V90H47ZM50 89H51V88H50ZM50 89H49V90H50ZM147 89H148V88H147ZM149 89H150V88H149ZM187 89H188V88H187ZM189 89H191V88H189ZM8 90H9V89H8ZM42 90H43V89H42ZM102 90H103V89H102ZM102 90H101V92L103 93ZM138 90H139V89H138ZM140 90H141V89H140ZM140 90H139V92H140ZM178 90H179V89H178ZM180 90H181V89H180ZM57 91H58V90H57ZM104 91H105V90H104ZM135 91H136V89H135ZM145 91H146V90H145ZM160 91H161V97H160ZM190 91H191V90H190ZM203 91H204V90H203ZM205 91H206V90H205ZM4 92H5V91H4ZM4 92H3V93H4ZM22 92H23V91H22ZM31 92H32V91H31ZM70 92H72V91L70 90L68 93H70ZM82 92H83V91H82ZM82 92H81V93H82ZM122 92H123V91H122ZM141 92H142V91H141ZM141 92H140V93H141ZM196 92H197V91H196ZM149 93H151V92H149ZM165 93H166V92H165ZM165 93H163V94H165ZM205 93H206V92H205ZM214 93H215V92H214ZM214 93H213V94H214ZM231 93H232V92H231ZM255 93H256V92H255ZM263 93H264V92H263ZM36 94H38V91L36 92ZM72 94H73V93H72ZM93 94H94V93H93ZM98 94H99V93H98ZM105 94H106V93H105ZM112 94H113V92H112ZM120 94H121V93H120ZM141 94H142V93H141ZM175 94H176V93H175ZM196 94H197V93H195L194 95H196ZM206 94H208V93H206ZM228 94H229V93H228ZM12 95H13V93H12ZM16 95H17V94H16ZM28 95H29V94H28ZM28 95H27V96H28ZM31 95H32V94H31ZM48 95H50V94H48ZM60 95H61V94H60ZM68 95H69V94H68ZM68 95H67V96H68ZM82 95H84V93H83ZM122 95H124V94H122ZM134 95H135V93H134ZM137 95H138V94H137ZM137 95H135V96H137ZM157 95H158L159 97H158ZM172 95H173V94H172ZM172 95H171V96H172ZM246 95H247V94H246ZM246 95H245V96H246ZM13 96H14V95H13ZM38 96H40V94H39ZM53 96H54V95H53ZM56 96H57V95H56ZM76 96H77L78 99L75 100V101L77 102V101L79 100L80 102H79V101L77 102L79 105H82V102H83V105H84V104L87 105V104L90 102V101L87 102V101L90 100V99H86V97H85V99H84V97L82 98V96H81V98L78 97V94H77ZM85 96H86V95H85ZM173 96H174V95H173ZM173 96H172V97H173ZM177 96H178V94H177ZM182 96H183V95H182ZM208 96H209V95H207V97H208ZM212 96H213V95H212ZM234 96H235V95H234ZM243 96H244V95H243ZM247 96H248V95H247ZM262 96H264V94H263ZM24 97H26V96H24ZM24 97H23V98H24ZM29 97H30V96H29ZM29 97H27L28 100H31V98H35V99H36L35 95H33V97H31L30 99H29ZM40 97H44V94H43L42 96H40ZM40 97H38L35 101H37V100L39 101V98H40ZM60 97H61V96H60ZM63 97H64V96H63ZM63 97H62V98H63ZM73 97H75V96H73ZM103 97H104V96H103ZM103 97L101 98L102 101H103ZM190 97H191V96H189V98H190ZM198 97H200V96L198 95ZM213 97H214V96H213ZM240 97H241V95H240ZM12 98H13V97H12ZM21 98H22V96H21ZM21 98H20V99H21ZM27 98H25V99H27ZM68 98H69V97H68ZM75 98H76V97H75ZM108 98H109V96H108ZM124 98H125V97H124ZM139 98H140V97H139ZM145 98H146V97H145ZM151 98L154 99L153 97H151ZM170 98H171V97H170ZM191 98H192V97H191ZM200 98H202V97H200ZM203 98H204V97H203ZM242 98H243V97H242ZM18 99H19V98H18ZM47 99H48V98H47ZM69 99H70V98H69ZM98 99H99V98H98ZM105 99H106V98H105ZM115 99H116V98H115ZM118 99H119V98H118ZM141 99H142V98H141ZM141 99H140V100H141ZM166 99H169V98H166ZM172 99H173V98H172ZM172 99H170V101H171ZM183 99H184V97H183ZM186 99H187V98H186ZM198 99H199V98H198ZM0 100H1V99H0ZM4 100L6 101V99H4ZM28 100H27L26 102H29ZM43 100H44V99H43ZM94 100H95V99H94ZM146 100H147V99H146ZM176 100H177V102H178V99H175V101H176ZM180 100H181V99H180ZM187 100H189V99H187ZM187 100H186V101H187ZM204 100H205V99H204ZM227 100H228V99H227ZM240 100H241V99H240ZM246 100H247V99H246ZM16 101H17V99H16ZM18 101H19V100H18ZM35 101L32 99V102H35ZM48 101H49V100H48ZM62 101H63V100H62ZM68 101H69V100H68ZM75 101H74V102H75ZM98 101H99V100H98ZM108 101H109V100H108ZM118 101H119V100H118ZM118 101H117V102H118ZM120 101H121V100H120ZM147 101H148V100H147ZM147 101H146V102H147ZM165 101L167 102V100H165ZM165 101H164V102H165ZM172 101H173V100H172ZM175 101H173V102H175ZM186 101L183 102V104H185ZM197 101H198V100H197ZM199 101H200V100H199ZM202 101H203V99H202ZM205 101H206V100H205ZM21 102H23V101H21ZM21 102H20V103H21ZM24 102H25V101H24ZM40 102H42V101H40ZM40 102H39V103H40ZM59 102H60V101H59ZM76 102H75V103H76ZM85 102H87V104H86ZM115 102H116V101H115ZM188 102H189V101H187V103H188ZM194 102H195V101H194ZM194 102H193V104H195ZM206 102H207V101H206ZM249 102H250V101H249ZM37 103H38V102H37ZM48 103H49V102H48ZM66 103H67V102H66ZM71 103H73V102H71ZM80 103H81V104H80ZM128 103H129V101H128ZM143 103H144V102H143ZM158 103H159V102H157V104H158ZM168 103H169V105L173 106V104L170 103L169 101H168ZM181 103H182V102H181ZM191 103H192V101H191L190 103H188V104L190 105ZM237 103H238V101H237ZM247 103H248V102H247ZM3 104H4V103H3ZM16 104H17V103H16ZM21 104H22V103H21ZM30 104H31V101H30ZM35 104H36V103H35ZM46 104H47V103H46ZM49 104H50V103H49ZM69 104H70V103H69ZM78 104H77V105H78ZM115 104H116V103H115ZM126 104H127V103H126ZM141 104H142V103H141ZM164 104L167 105L166 103H164ZM174 104H175V106H176V103H174ZM228 104H229V103H228ZM231 104H232V103H231ZM231 104H230V105H231ZM0 105H2V104H0ZM4 105H5V104H4ZM17 105H18V104H17ZM25 105H27V104H25ZM28 105H29V103H28ZM28 105H27V106H28ZM32 105H33V104H32ZM61 105H62V104H61ZM83 105H82V106H83ZM92 105H93V104H92ZM113 105H114V104H113ZM147 105H148V104H147ZM147 105H146V106H147ZM178 105H179V104H178ZM201 105H202V104H201ZM201 105H200V106H201ZM5 106H6V105H5ZM38 106H39V105H38ZM59 106H60V105H59ZM68 106H69V105H68ZM74 106H75V105H74ZM82 106H81V107H82ZM138 106H139V105H138ZM148 106H149V105H148ZM175 106H174V107H175ZM192 106H193V105H192ZM196 106H197V105H196ZM202 106H203V105H202ZM234 106H235V105H234ZM32 107H33V106H32ZM55 107H58V106H55ZM76 107H77V106H76ZM87 107H89V106H87ZM87 107H86V109H87ZM101 107H102V106H101ZM166 107H167V106H166ZM168 107H169V106H168ZM180 107H181V106L179 105V106H178V110H179ZM186 107H187V106H186ZM188 107H190V106H188ZM110 108H111V107H110ZM164 108H165V107H163V109H164ZM169 108H170V107H169ZM235 108H236V107H235ZM8 109H9V108H8ZM8 109H7V110H8ZM16 109H17V108H16ZM16 109H14V110H16ZM34 109H36V108H34ZM58 109H59V107H58ZM61 109H62V108H60L59 110H57V111H58L57 113H59V111H60ZM67 109H70V108L67 107ZM67 109H66V110H67ZM71 109H72V108H71ZM71 109H70V113H69V114H71V111H73V110H71ZM76 109H77V108H76ZM89 109H90V108H89ZM99 109H100V108H99ZM37 110H38V109H37ZM47 110H48V109H47ZM52 110H53V108H52ZM62 110H65V107H64V109H62ZM62 110H61V111H62ZM87 110H88V109H87ZM100 110H101V109H100ZM137 110H138V109H137ZM158 110H159V109H158ZM165 110H166V109H165ZM180 110H181V109H180ZM184 110H185V109H184ZM194 110H196V109H194ZM238 110H239V109H238ZM17 111H18V110H17ZM24 111H26V110H24ZM39 111H40V110H39ZM67 111H68V110H67ZM98 111H99V110H98ZM167 111H168V110H167ZM167 111H166V112H167ZM169 111H171V110H169ZM173 111H174V110H173ZM173 111H172V112H173ZM202 111H203L202 109H197L196 111H192V112H195V114H202ZM230 111H231V110H230ZM236 111H237V109H236ZM55 112H56V111H55ZM63 112H64V111H63ZM179 112H180V111H179ZM184 112H185V111H184ZM203 112L205 113V111H203ZM237 112H238V111H237ZM1 113H2V112H1ZM17 113H18V112H17ZM25 113H26V112H25ZM29 113H30V112H29ZM64 113H65V112H64ZM64 113L61 112V116L59 115L60 118L62 117V115H63V116L65 115ZM91 113H92V112H91ZM100 113H101V112H100ZM138 113H139V112H138ZM144 113H145V112H144ZM159 113H160V112H159ZM175 113H176V112H174V114H175ZM185 113L187 114V112H185ZM66 114H67V113H66ZM76 114H77V113H76ZM79 114H80V113H79ZM98 114H99V113H98ZM110 114H111V113H110ZM153 114H154V113H153ZM163 114H164V113H163ZM163 114H162V115H163ZM195 114H193V115H195ZM229 114H230V113H229ZM229 114H228V115H229ZM233 114H234V113H233ZM233 114H232V115H233ZM236 114H237V113H236ZM236 114H235V115H236ZM93 115H94V114H93ZM95 115H96V114H95ZM137 115H138V114H137ZM155 115H156V114H155ZM176 115H178V114H176ZM228 115H226V116H228ZM237 115H238V114H237ZM9 116H10V114H9ZM26 116H27V115H26ZM57 116H58V115L55 114V120H57V118L59 119V116H58V117H57ZM69 116H70V115H67V117L64 116V118H65V120H66V121L64 120L65 122H68L67 119H69ZM73 116H74V115H73ZM98 116H99V115H98ZM138 116H139V115H138ZM197 116H198V115H197ZM5 117H6V116H4V118H3V116H2V117L0 116V118H3V119H0V123L2 124V126H3V123H4L5 121H9V120H11L10 118H9V120H8V119L5 118ZM27 117H28V116H27ZM50 117H51V115H50ZM56 117H57V118H56ZM70 117H71V116H70ZM96 117H97V116H96ZM99 117H101V116H99ZM152 117H153V116H152ZM156 117H157V116H156ZM168 117H170V116H168ZM171 117L173 118V116H171ZM171 117H170V118H171ZM179 117H181V116L179 115ZM187 117H189V114L187 115ZM187 117H186V118H187ZM191 117H193V116L190 115V118H191ZM194 117H195V116H194ZM198 117H199V116H198ZM200 117H201V115H200ZM200 117H199V118H200ZM234 117H235V116H234ZM21 118H22V116H21ZM48 118H49V117H48ZM51 118H52V117H51ZM85 118H86V117H85ZM109 118H112V117H109ZM154 118H155V116H154ZM177 118H178V117H177ZM190 118H189V120H190ZM201 118H202V117H201ZM228 118H230V116L227 117V119H228ZM4 119H7V120H4ZM16 119H18V118H16ZM24 119H25V118H24ZM62 119H63V117H62L61 119H59V121H61ZM70 119H71V118H70ZM103 119H104V118H103ZM174 119H175V118H174ZM181 119H182V118H181ZM227 119H226V120H227ZM1 120H2V121L4 120V122H2ZM14 120H15V119H14ZM40 120H41V119H40ZM115 120H116V119H115ZM135 120H136V119H135ZM155 120H156V118H155ZM177 120H178V119H177ZM183 120H184V119H183ZM194 120H196V119H193L192 121L194 122ZM229 120H232V118H230ZM11 121H12V120H11ZM26 121H27V120H26ZM29 121H30V120H29ZM36 121H37V120H36ZM41 121H42V120H41ZM41 121L39 122V119H38V121H37V122H39L38 124H42ZM59 121L57 120L56 125H57V126L59 125L60 127H62L61 125L63 124V123H62L63 120L61 121L62 124H60V123L58 124ZM168 121L171 122V123L174 125V123H173L174 121L172 122V119H171V121H170V120H168ZM181 121H182V120H181ZM184 121H185V120H184ZM184 121H183V122H184ZM21 122H22V120H21ZM37 122H36V123H37ZM46 122H47V121H46ZM92 122H93V121H92ZM92 122H91V123H92ZM99 122H100V121H99ZM127 122H128V121H127ZM139 122H140V121H139ZM179 122H180V121H179ZM186 122H188V119H187ZM196 122H197V120H196ZM226 122H227V121H226ZM5 123H6V122H5ZM7 123L9 124V123H11V122L9 121V122H7ZM27 123H28V122H27ZM34 123H35V122H34ZM74 123H75V122H74ZM74 123H72V124H74ZM100 123H101V125H102V122H100ZM135 123H136V122H135ZM155 123H159V122H155ZM191 123H192V122H191ZM12 124H13V123H12ZM19 124H21V123L19 122ZM31 124H33V123L30 122V125H31ZM53 124H54V123H53ZM148 124H149V123H148ZM172 124H170V125H172ZM176 124H177V123H176ZM25 125H26V124H25ZM28 125H29V124H28ZM30 125H29V126H30ZM56 125H55V126H56ZM65 125H66V124H65ZM106 125H107V124H106ZM160 125H161V124H160ZM166 125H167V124H166ZM178 125H179V124H178ZM186 125H187V124H186ZM4 126H9V125H7V124L5 125V124H4ZM18 126H19V125H18ZM41 126H42V125H41ZM41 126H40V127H41ZM44 126H45V124H44ZM44 126H43V127H44ZM57 126H56L55 128L59 131V130H60V129H59L60 127L58 126V127H59V128H58ZM109 126H110V125H109ZM145 126H146V125H145ZM189 126H190V124H189ZM191 126H192V125H191ZM20 127H21V126H20ZM25 127H26V126H25ZM31 127H32V126H31ZM64 127H65V126H64ZM64 127H63V129H64ZM135 127H136V126H135ZM148 127H149V126H148ZM162 127H163V126H162ZM166 127H167V126H166ZM174 127H175V126H173V129H174ZM179 127L181 128V126H179ZM0 128H1V126H0ZM22 128H23V126H22ZM38 128H39V127H38ZM44 128H45V127H44ZM46 128H47V127H46ZM55 128H54V130L56 131ZM67 128H68V127H67ZM98 128H99V127H98ZM104 128H105V127H104ZM104 128H103V126H102V130H103V132L105 133L106 130L104 131ZM107 128H108V127H107ZM114 128H115V127H114ZM151 128H152V127H151ZM153 128H154V127H153ZM26 129H27V128H26ZM26 129H25V131H23L24 133L27 132ZM39 129H40V128H39ZM105 129H106V128H105ZM164 129H165V128H164ZM5 130H6V129H5ZM23 130H24V128H23ZM32 130H33V129H31V131H32ZM93 130H94V129H93ZM108 130H109V128H108ZM108 130H107V131H108ZM114 130H115V129H114ZM114 130L112 129L110 132L112 133V131H113V133H114ZM131 130H132V129H131ZM154 130H155V128H154ZM166 130H167V129H166ZM168 130H169V129H168ZM177 130H178V129H177ZM181 130H182V129H181ZM181 130H180V131H181ZM12 131H13V130H12ZM19 131H20V130H19ZM36 131H37V130H36ZM60 131H61V130H60ZM107 131H106V135H107V138H109L111 135L108 136V133H109V132H107ZM115 131H116V130H115ZM156 131H157V130H156ZM188 131H189V129H188ZM56 132H57V131H56ZM73 132H74V131H73ZM75 132H76V130H75ZM80 132H81V131H80ZM80 132H79V134H80ZM89 132H90V131H89ZM28 133H29V132H28ZM30 133H32V132H30ZM61 133H62V131H61ZM83 133H84V132H83ZM83 133H81V134H83ZM86 133H87V131H86ZM99 133L102 134V132H97V133H95V134L99 135ZM156 133H157V132H156ZM156 133H155V134H156ZM170 133H171V132H170ZM180 133H182V132H180ZM189 133H190V131H189ZM37 134H38V133H37ZM42 134H43V133H42ZM77 134H78V133H77ZM81 134H80V135H81ZM101 134L99 135L100 137L102 136L101 140H105V139H103V138H104L106 135H103V134L101 135ZM135 134H136V133H135ZM137 134H138V133H137ZM152 134H153V133H152ZM155 134H154V135H155ZM25 135H27V134L25 133ZM30 135H31V134H30ZM50 135H51V134H50ZM56 135H57V134H56ZM56 135H55V136H56ZM60 135H61V134H60ZM80 135H79V136H80ZM97 135H94V138H93V140H92V141H93V145H94V143H96V142H97V144L100 142V140H98V138L95 137V136H97ZM112 135H113V134H112ZM114 135H115V134H114ZM120 135H121V134H120ZM162 135H163V134H162ZM162 135H161V136H162ZM168 135H169V134H168ZM174 135H175V134H174ZM32 136H36V135L33 134ZM32 136H31V137H32ZM62 136H63V135H62ZM64 136H65V135H64ZM79 136H78V139H79ZM83 136H84V135H81V137H83ZM87 136L90 137V138H92L91 136H93V133L90 132L89 135H88V133H87ZM166 136H167V135H166ZM178 136H179V138H180L181 135H178ZM37 137L39 138V135H38ZM41 137H42V136H40V138H41ZM52 137H53V135H52ZM52 137H51V138H52ZM84 137L86 138V134H85ZM88 137H87L86 139L91 141V139H89ZM146 137H147V136H146ZM183 137H184V136H183ZM15 138H16V137H15ZM29 138H30V137H29ZM32 138L34 139V138H36V137H32ZM40 138H39V139H40ZM43 138H44V137H43ZM43 138H41V139H43ZM53 138H54V137H53ZM59 138H60V137H59ZM69 138H70V137H69ZM85 138H83V140H85ZM151 138H152V137H151ZM179 138H178V139H179ZM3 139H4V137H3ZM17 139H18V138H17ZM41 139H40V141L35 139L37 142H34L35 140H34V141L32 140L34 143H37V144H39L38 141H39V142H42V143H40L39 148H36V147H38V146L35 147L36 149H41V148H40V146H42L41 144H43V145L46 147V145L44 144V143H46L45 140L43 139V140H44V142H43V140H41ZM81 139H82V138H81ZM95 139H97V140H95ZM122 139H123V138H122ZM157 139H158V138H157ZM159 139H160V138H159ZM171 139H172V138H171ZM183 139H184V138H183ZM185 139H186V138H185ZM185 139H184V140H185ZM47 140H48V139H47ZM50 140H51V139H50ZM62 140H63V139H62ZM65 140H66V138H65ZM72 140H73V138H72ZM74 140H75V139H74ZM76 140H77V139H76ZM94 140H95L96 142H95ZM110 140H111V138H110ZM153 140H154V139H153ZM172 140H173V139H172ZM187 140H188V139H187ZM2 141H4V140H2ZM20 141H21V140H20ZM32 141H31V142H32ZM70 141H71V140H70ZM92 141H91V142H92ZM112 141H113V138H112ZM112 141H111V142H112ZM176 141H177V140H176ZM181 141H183V140H181ZM31 142H29V144H30ZM33 142L31 143V145L33 144ZM81 142H82V141H81ZM88 142H89V141H88ZM103 142H106V141H101L98 145L101 146L100 144H102V146H104V145H103V144H104ZM177 142H178V141H177ZM190 142H191V141H190ZM0 143H1V141H0ZM26 143L28 144V142H26ZM54 143H55V142H54ZM54 143H53V144H54ZM64 143H65V142H64ZM71 143H72V142H71ZM71 143H70V146H71L72 148L75 147V146L79 143V144H78V147L80 146V148L82 149V146L80 145V144H82V143H80V142H76V145H75V142H74V146H73V143H72V145H71ZM108 143H109V142H108ZM115 143H116V142H115ZM147 143H148V142H147ZM13 144H15V143H13ZM19 144H20V143H19ZM24 144H25V143H24ZM117 144H118V143H117ZM180 144H181V143H180ZM1 145H5V143H3V144H1ZM20 145H21V144H20ZM66 145H67V144H66ZM68 145H69V144H68ZM82 145H83V144H82ZM115 145H116V144H115ZM6 146H7V145H6ZM29 146H30V145H29ZM34 146H35V145H34ZM47 146H48V145H47ZM55 146H57V145H55ZM55 146H54V147H55ZM59 146H60V145H59ZM70 146H69V147H70ZM94 146L97 147L96 144H95ZM99 146H98V147H99ZM102 146H101V149H102ZM9 147H10V146H9ZM9 147H8V148H9ZM21 147H23V146H21ZM31 147H33V146H31ZM76 147H77V146H76ZM78 147H77V149H78ZM105 147H106V149H108V151L106 150V151H107V153H106L105 150H102V151L105 152V153L102 154L101 157H103V156L105 157V156L109 153V154H108V159H106L107 156H106L105 158L100 159L99 162H98V163H99V166H100V164H102L104 161H107V160H111V161H110V163H111V162H112V159H110V158H112L111 156L115 157L116 159H117V156H118V154H114L115 152H114V153L112 152L113 154L111 153V150L113 151L112 146H109V144H108V145H105ZM105 147H104L103 149H105ZM152 147H153V146H152ZM1 148H2V147H1ZM1 148H0V149H1ZM4 148H5V146H4ZM4 148L2 149V151L4 150ZM46 148H47V147H46ZM72 148H71V149H72ZM84 148H85V147H84ZM86 148H88V147L86 146ZM90 148H91V146H90ZM99 148H100V147H99ZM109 148H110V149H109ZM178 148H179V147H178ZM10 149L12 150V148H10ZM10 149H9V152L11 151ZM18 149H19V148H18ZM20 149H22V148H20ZM23 149H24V148H23ZM23 149H22V150H23ZM29 149H30V148H29ZM29 149H28V150H29ZM31 149H32V148H31ZM42 149H43V146H42ZM47 149H48V148H47ZM47 149H46V151H47ZM56 149H57V148H56ZM74 149H75V148H74ZM74 149H73V150H74ZM101 149H98V150H101ZM187 149H188V148H187ZM189 149H190V148H189ZM52 150H53V149H52ZM60 150H61V149H60ZM78 150L80 151V149H78ZM88 150H89V149H88ZM94 150H95V148H94ZM136 150H137V148H136ZM159 150H160V149H159ZM2 151L0 150V157L3 158V157H4V154L7 153L8 150H7V148H5V151H4L5 153H4L3 155L1 154ZM17 151H19V150H17ZM32 151H34V150H32ZM36 151H37V150H36ZM41 151H42V150H41ZM43 151H44V150H43ZM74 151H75V152H78V151H76V150H74ZM82 151H83V149H82ZM86 151H87V149L85 150V152H86ZM89 151H90V150H89ZM168 151H169V150H168ZM11 152H12V151H11ZM11 152H10V154H11ZM26 152H27V151H26ZM47 152H48V151H47ZM80 152H81V151H80ZM80 152L77 153V154H79V156L81 155ZM119 152H120V151H119ZM123 152H124V151H123ZM127 152H128V151H127ZM136 152H138V151H136ZM163 152H164V151H163ZM176 152H177V151H176ZM185 152H186V151H185ZM12 153L15 154L14 152H12ZM18 153H19V152H18ZM34 153H35V152H34ZM37 153H38V152H37ZM42 153H43V152H42ZM44 153H46V152H44ZM72 153H73V151H72ZM81 153H82V152H81ZM117 153H118V152H117ZM120 153H121V152H120ZM120 153H119V154H120ZM180 153H181V152H180ZM8 154H9V153H8ZM10 154H9V155H10ZM13 154H12L13 157H12V156H7V154H5V156H7L6 158L9 157V158L7 159V161H8L9 159L12 160L10 157L14 158V155H13ZM19 154H20V153H19ZM19 154H18L17 156H20ZM27 154H28V153H27ZM38 154H39V153H38ZM40 154H41V153H40ZM40 154H39V155H40ZM70 154H71V153H70ZM74 154H75V153H74ZM105 154H106V155H105ZM146 154H147V153H146ZM156 154H157V153H156ZM192 154H193V151H192ZM194 154H195V153H194ZM31 155H32V154H31ZM39 155H38V158H39ZM115 155H116V156H115ZM132 155H133V154H132ZM135 155H136V154H135ZM137 155H138V154H137ZM172 155H173V152H172ZM180 155H181V154H180ZM185 155H186V154H185ZM189 155H190V154H189ZM189 155H188V156H189ZM17 156H16V157H17ZM26 156H27V155H26ZM32 156H33V155H32ZM32 156H31V157H32ZM99 156H100V155H99ZM119 156H121V155H119ZM119 156H118V158L120 159ZM129 156H131V155H129ZM140 156H141V155H140ZM156 156H158V154H157ZM166 156H168V155H166ZM195 156L198 158L197 155H195ZM16 157H15V159H16ZM44 157H45V155H44ZM74 157H75V156H74ZM84 157H85V156H84ZM93 157H94V156H93ZM95 157H96V156H95ZM101 157H99V158H101ZM121 157H122V156H121ZM135 157H136V156H135ZM151 157H152V156H151ZM181 157H182V155H181ZM4 158H5V157H4ZM6 158H5V159H6ZM28 158H29V157H28ZM36 158H37V157H36ZM40 158H41V156H40ZM86 158H87V157H86ZM89 158H90V157H89ZM96 158H97V157H96ZM124 158H125V154H124ZM127 158L129 159V157H127ZM137 158H138V156H137ZM140 158H141V157H140ZM188 158H189V157H188ZM15 159H14V160H15ZM90 159H91V158H90ZM142 159H143V158H142ZM166 159H167V158H166ZM169 159H170V158H169ZM176 159H177V158H176ZM181 159H183V157H182ZM192 159H193V158H192ZM192 159H191V160H192ZM210 159H211V158H210ZM21 160H22V159H21ZM28 160H29V159H28ZM36 160H37V159H36ZM117 160H118V159H117ZM120 160H121V159H120ZM170 160H171V159H170ZM170 160H168V161H170ZM7 161L5 160L4 162H7ZM38 161H39V160H38ZM43 161H44V160H43ZM66 161H67V160H66ZM82 161H83V160H82ZM91 161H93V160H91ZM156 161H157V160H156ZM175 161H176V160H175ZM186 161H187V160H186ZM195 161H196V160H195ZM1 162H2V161H1ZM10 162H11V161H10ZM10 162H8L7 164L9 165ZM17 162H18V161H17ZM115 162H116V161H115ZM139 162H140V161H139ZM147 162H148V161H147ZM147 162H146L145 159H144V160L142 161V165L146 164ZM187 162H188V161H187ZM191 162H192V161H191ZM208 162H209V161H208ZM14 163H15V161L11 162V164H10V166H11V167L9 168V169H10V172L12 171V166H13ZM26 163H27V162H26ZM31 163H32V162H31ZM36 163H37V162H36ZM117 163H118V162H117ZM135 163H136V162H135ZM143 163H144V164H143ZM150 163H151V162H150ZM160 163H161V161H160ZM162 163H163V162H162ZM162 163H161V164H162ZM174 163H175V162H174ZM262 163H263V162H262ZM2 164H3V163H2ZM2 164H1V165H2ZM4 164H6V163H4ZM15 164H16V163H15ZM17 164H18V163H17ZM23 164H25V162H24ZM105 164H106V162H105ZM124 164H126V163H124ZM137 164H139V163H137ZM147 164H148V163H147ZM169 164H170V163H169ZM184 164H185V163H184ZM8 165H7V166H8ZM78 165H79V164H78ZM102 165H104V164H102ZM112 165H113V162H112ZM122 165H123V164H122ZM128 165H130V164H128ZM148 165H149V164H148ZM154 165H155V164H154ZM162 165H163V164H162ZM164 165H165V164H164ZM5 166H6V165H2V167H5ZM15 166H16V165H15ZM19 166H20V165H19ZM27 166H28V165H27ZM37 166H38V165H37ZM93 166H96V164H94ZM99 166H97L95 169H98ZM116 166H117V165H116ZM116 166H115V168H116ZM119 166H120V165H119ZM125 166H126V165H125ZM136 166H137V165H136ZM145 166H146V165H145ZM150 166H151V164H150ZM199 166H200V165H199ZM2 167H1V168H2ZM34 167H35V166H34ZM46 167H47V166H46ZM83 167H84V166H83ZM90 167H91V166H90ZM100 167H102V166H100ZM130 167H131V166H129V168H130ZM154 167H155V166H154ZM158 167H160V166H158ZM164 167H165V166H164ZM184 167H185V166H184ZM190 167H191V166H190ZM1 168H0V171L3 170V172L5 171V169H7L6 167H5V169H4V168L1 169ZM14 168H21V167H14ZM35 168H37V167H35ZM93 168H94V167H93ZM111 168H112V167H111ZM115 168H114V169H115ZM126 168H127V167H126ZM129 168H128L127 170H129ZM134 168H135V167H134ZM134 168H133V169H134ZM138 168H139V167H138ZM148 168H149V167H148ZM151 168H152V166H151ZM160 168H161V167H160ZM187 168H189V167H187ZM29 169H30V168H29ZM99 169H100V168H99ZM99 169H98V170H99ZM142 169H143V167H142ZM142 169H141V170H142ZM146 169H147V168H146ZM15 170H16V169H15ZM19 170H20V169H19ZM19 170L17 169L16 172H14V173H15V174L17 173L16 175L20 174V171H22V168H21L20 171H19ZM23 170L25 171L26 169L23 168ZM37 170H38V169H37ZM86 170H87V169H86ZM89 170H90V169H89ZM117 170H118V169H117ZM120 170H121V169H120ZM130 170H132V169H130ZM138 170H139V169H138ZM156 170H157V169H156ZM185 170H186V169H185ZM17 171H18L19 173H18ZM30 171H32V170L30 169ZM41 171H42V170H41ZM46 171H47V170H45V172H46ZM90 171H91V170H90ZM101 171H102V169H101ZM115 171H116V169H115ZM125 171H126V170H124V172H125ZM167 171H168V170H167ZM3 172H0V174H2ZM5 172H8V171H5ZM22 172H23V171H22ZM26 172H27V171H26ZM45 172H44V173H45ZM92 172H94V171H92ZM95 172H96V171H95ZM108 172H109V170H108ZM112 172H114V171L112 170ZM116 172H118V171H116ZM130 172H131V171H130ZM132 172H133V171H132ZM141 172H143V171H141ZM157 172H158V171H157ZM185 172H186V171H185ZM8 173H9V172H8ZM31 173H32V172H31ZM31 173H30V174H31ZM50 173H51V172H50ZM121 173H122V172H121ZM128 173H129V172H128ZM139 173H140V172H139ZM161 173H163V175H164V173L166 174V172H162V170H161ZM4 174H5V173H3V175H1L3 178H4ZM11 174H13V173H11ZM22 174H24V173H22ZM22 174H21V175H22ZM45 174H46V173H45ZM47 174H48V173H47ZM123 174H124V173H123ZM151 174H152V173H151ZM154 174H155V173H154ZM158 174H159V173H158ZM178 174H179V173H178ZM181 174H183V171H182ZM184 174H185V173H184ZM21 175H18V176H21ZM76 175H77V174H76ZM93 175H94V174H93ZM111 175H112V174H111ZM114 175H115V172L113 173V176H114ZM116 175H117V174H116ZM121 175H122V174H121ZM129 175H130V174H129ZM131 175L133 176V174H131ZM145 175H146V174H145ZM166 175H167V174H166ZM1 176H0V178H1ZM8 176H9V175H7V176H5V177L7 178ZM11 176H12V175H10V177H11ZM23 176H24V175H23ZM23 176H21V177H23ZM41 176H42V175H41ZM46 176H47V175H46ZM48 176L51 177V174H50V175L48 174ZM48 176H47V177H48ZM55 176H57V175H55ZM95 176H96V174H95ZM118 176H120V175H118ZM135 176H138V175H135ZM140 176H141V178H142V175H140ZM152 176H153V174H152ZM157 176H158V175H157ZM184 176H185V175H184ZM258 176H259V175H257V178H259ZM263 176H264V175H263ZM10 177H8V178H10ZM31 177L33 178V176H31ZM34 177H36V175H35ZM42 177H43V176H42ZM59 177H60V176H59ZM158 177H159V176H158ZM6 178H5V180L3 179V180L5 181V183H3V185L5 186V184H6L5 187H7V186L11 183L10 185H12V186H10V187H11L12 189H13V187H15V189H16V188H19V186H20L21 184H24V182L22 181L24 178H23L22 180H20V182L22 181V183H21L19 186H18V184H17V183H19L18 180H16V182L18 181V182L16 183L15 180L12 178V179H13V180H12L13 183H12V181L10 180L11 178H10L9 180H7V181H6ZM8 178H7V179H8ZM16 178H17V177H16ZM25 178H27L26 175H25ZM32 178H30V179L33 181ZM48 178H49V177H48ZM55 178H56V177H55ZM117 178H118V177H117ZM132 178H133V177H132ZM134 178H135V177H134ZM141 178H140V179H141ZM160 178H161V176H160ZM164 178H166V176H165ZM169 178H170V177H169ZM171 178H172V177H171ZM17 179H18V178H17ZM43 179H44V178H43ZM50 179H51V178H50ZM61 179H62V178H61ZM61 179H60V181H61ZM121 179H123V178H121ZM156 179H157V178H156ZM1 180H2V178H1ZM1 180H0V183H2V181H3V180H2V181H1ZM26 180H27V179H26ZM53 180H54V179H52L51 181H53ZM57 180H58V179H57ZM126 180H127V179H126ZM151 180H152V179H151ZM8 181L10 182L9 184L7 183ZM24 181H25V180H24ZM36 181H37V180H36ZM62 181H63V180H62ZM109 181H110V180H109ZM130 181H131V180H130ZM136 181H138V180H136ZM136 181H135V182H136ZM145 181H146V180H145ZM156 181H157V180H156ZM156 181H155V182H156ZM158 181H159V179H158ZM163 181H164V180H163ZM170 181H172V180H170ZM170 181H168V182H170ZM176 181H177V180H176ZM176 181L174 180L172 183H174V182H176ZM228 181H229V179H228ZM252 181H253V180H252ZM254 181H255V180H254ZM26 182H29V181H26ZM30 182H31V181H30ZM34 182H35V181H34ZM131 182H132V181H131ZM153 182H154V180H153ZM153 182H152V183H153ZM165 182H166V181H165ZM256 182H257V180H256ZM52 183H53V182H52ZM59 183H62V182H59ZM98 183H99V182H98ZM129 183H130V182H129ZM129 183H128V184H129ZM149 183H150V182H149ZM222 183H223V182H222ZM224 183H225V182H224ZM258 183H259V182H258ZM26 184H27V183H25V188H23V189L27 190L26 192H28L29 188L27 187L28 184H27V186H26ZM42 184H43V183H42ZM67 184H68V183H67ZM106 184H107V183H106ZM106 184H105V185H106ZM128 184H127V185H128ZM131 184H132V183H131ZM144 184H145V183H144ZM261 184H262V183H261ZM72 185H73V184H72ZM140 185H142V184H140ZM160 185H161V184H160ZM174 185H175V184H174ZM244 185H245V184H244ZM258 185H260V184H258ZM34 186H35V185H34ZM39 186H41V185H39ZM43 186H44V185H43ZM135 186H136V185H135ZM145 186H146V185H145ZM147 186H148V185H147ZM162 186H163V185H162ZM252 186H253V185H252ZM262 186H263V185H262ZM0 187H1V185H0ZM2 187H3V186H2ZM10 187L8 186V188H10ZM20 187H21V186H20ZM22 187H23V185H22ZM22 187H21V189H22ZM64 187H65V185H64ZM68 187H69V185H68ZM74 187H76V185H74ZM74 187H73V188H74ZM110 187H111V185H110ZM153 187H154V186H153ZM170 187H171V186H170ZM170 187H169V188H170ZM173 187H174V186H173ZM173 187H172V188H173ZM254 187H255V186H254ZM27 188H28V189H27ZM30 188L32 189V190H29V191H30V192H29L30 195H31L32 197H34L33 195L36 196V195L38 194V196L36 197V198H38V199H35V200H39V199H40V202L42 203V201L45 200V196H46V195L44 196V194H43L44 197H42V199H41V196H40V198H39V195H40V194L42 195V192L37 191L38 189L36 190V189H33L32 187H30ZM54 188H55V187H54ZM54 188H53V189H54ZM69 188H70V187H69ZM71 188H72V187H71ZM73 188H72V189H73ZM140 188H142V187H140ZM145 188H146V187H145ZM145 188H144V189H145ZM149 188H150V187H149ZM172 188H171V189H172ZM174 188H175V187H174ZM174 188H173V189H174ZM221 188H222V187H221ZM225 188H227V186H226ZM256 188H257V187H256ZM261 188H262V187H261ZM3 189H5V188H3ZM12 189H11V190L9 189V190L12 191ZM44 189H45V187H44ZM46 189H47V188H46ZM59 189H60V188H59ZM133 189H134V188H133ZM135 189H136V188H135ZM135 189H134V190H135ZM138 189H139V188H138ZM6 190H7V189H6ZM19 190H20V189H19ZM34 190L37 191V192H36L37 194H36V193H35V194L32 193V194H33V195H32L31 192L34 191ZM55 190H56V189H55ZM65 190H66V189H65ZM69 190H70V189H69ZM97 190H98V189H97ZM145 190H146V189H145ZM254 190H255V188H254ZM262 190H263V189H262ZM13 191H14V189H13ZM13 191H12V192H13ZM17 191H18V190H17ZM40 191H41V189H40ZM51 191H52L53 194H51V195H52V198H50V199H55V196H53V195H56V194H54V192L56 193V191H54V192H53V190H51ZM51 191H50V192H51ZM61 191H63V189H61ZM146 191H147V190H146ZM163 191H164V190H163ZM260 191H261V190H260ZM5 192H6V191H5ZM7 192H8V191H7ZM15 192H16V190H15ZM22 192H23V191H22ZM57 192H58V191H57ZM68 192H69V191H68ZM130 192H132V191H130ZM160 192L162 193V191H160ZM160 192H159V193H160ZM166 192H167V191H166ZM166 192H165V195L167 196ZM172 192H173V191H172ZM172 192H170V193H172ZM218 192H219V191H218ZM258 192H259V191H258ZM39 193H40V194H39ZM43 193H44V192H43ZM59 193H61V192H59ZM122 193H123V192H122ZM135 193H136V192H135ZM159 193H158V194H159ZM23 194H24V193H23ZM25 194H28V193H25ZM126 194H127V193H126ZM162 194H164V192H163ZM162 194H160V195H161V197H163V198H161L160 196L157 195V196H158L157 201L159 200L160 203L163 204V202H161V200L159 199V198H161L162 201H164L163 199H164L165 195L162 196ZM247 194H248V193H247ZM59 195H60V194H59ZM69 195H70V194H69ZM121 195H122V194H121ZM253 195H254V194H253ZM256 195H257V194H256ZM26 196H27V195H26ZM48 196H49V195H48ZM123 196H124V195H123ZM123 196H122V197H123ZM126 196H127V195H126ZM126 196H124V198H125ZM129 196L132 197V196L130 195V193H129ZM137 196H139V195H137ZM153 196L155 197L154 200L151 198L152 196H150L149 198H151V200H153L152 203L154 202L155 205H157V204H156V203H157V201H156V197H157V196H156L155 194H154ZM242 196H243V195H242ZM139 197H140V196H139ZM139 197H138V198H139ZM34 198H35V197H34ZM43 198H44V200H43ZM46 198H48V197H46ZM58 198H59V196H58ZM65 198H66V197H65ZM73 198H75V197H73ZM82 198H83V197H82ZM89 198H90V197H89ZM124 198H123V199H124ZM140 198H141L142 201H143V198H142V197H140ZM165 198H167V197H165ZM243 198H244V197H243ZM50 199H49V200H50ZM49 200H48V201H49ZM90 200H91V199H90ZM151 200H149V201H151ZM168 200H169V199H168ZM48 201L46 200V202H48ZM51 201H53V202H52L53 204H57V202H58L57 199L55 200V202H54V200H51ZM61 201H62V200H61ZM65 201L67 202L68 199L65 200ZM129 201H131V200H129ZM159 201H158V202H159ZM165 201H166V200H165ZM165 201H164V202H165ZM74 202H75V201H74ZM135 202H136V201H135ZM137 202H138V200H137ZM37 203H39V201H38ZM97 203H98V202H97ZM147 203H148V202H147ZM152 203H151V204H152ZM154 203H153V204H154ZM191 203H192V202H191ZM204 203H205V202H204ZM39 204H40V203H39ZM43 204H45V205L47 204V206H48V203H43ZM77 204H78V203H77ZM77 204H76V206H75V205H73V206H75V213L77 212L76 215L78 216L79 214H81L82 209H80V207H77V206H78ZM118 204H119V203H118ZM129 204H130V203H129ZM166 204H167V203H166ZM45 205H44V206H45ZM49 205H50V204H49ZM51 205H52V204H51ZM58 205H59V206H58ZM58 205H57V206H58V207H57V210L54 209V208H56V207H54V205H53V206H50V208H51V207H54L53 210H52V209H51V210H52V211H57V213H59L60 210H58V209H59V207L62 208V206H60V204H58ZM65 205H66V204H65ZM102 205H103V204H102ZM102 205H101V207H102ZM144 205H145V204H144ZM66 206H67V205H66ZM66 206H65V207H66ZM80 206H81V205H80ZM115 206H116V205H115ZM152 206H153V205H152ZM158 206H159V205H158ZM245 206H246V205H245ZM48 207H49V206H48ZM48 207H47V208H48ZM155 207H157V206H155ZM160 207H161V206H160ZM165 207H166V206H165ZM167 207H168V205H167ZM200 207H201V205H200ZM20 208H21V207H20ZM67 208H68V207H67ZM73 208H74V207H73ZM121 208H122V207H121ZM135 208H136V207H135ZM137 208H138V207H137ZM151 208H152V207H151ZM157 208H158V207H157ZM218 208H219V207H218ZM241 208H243V207H241ZM5 209H6V208H5ZM44 209H45V208H44ZM127 209H128V208H127ZM154 209H155V208H154ZM158 209H159V208H158ZM158 209H157V210H158ZM160 209H161V208H160ZM203 209H204V208H203ZM206 209H207V207H206ZM208 209H209V208H208ZM250 209H251V207H250ZM47 210H49V208H48ZM69 210H71V209H69ZM73 210H74V209H73ZM109 210H110V209H109ZM161 210H162V209H161ZM247 210H248V209H247ZM3 211H4V210H3ZM13 211H14V210H13ZM21 211H22V210H21ZM23 211H24V210H23ZM233 211H234V210H233ZM243 211H244V210H243ZM253 211H254V210H253ZM19 212H20V211H19ZM19 212H18V213H19ZM98 212H99V210H98ZM158 212H159V211H158ZM241 212H242V211H241ZM247 212H248V211H247ZM262 212H263V211H262ZM24 213H25V212H24ZM48 213L50 214V212H49V211L46 212V219H45L46 221L43 222L44 224L42 223V224H43L42 226H44V225L46 224V226L50 227V230H49V228H48V230H46V231L49 233V236H47V240H46L45 238H43L42 240H43V241H48V243L51 245V247L54 245L56 248H59V245H58V244H59L60 241H61V243H64V242H65V244H66L67 241H70V240H71V239H70L71 237H68L69 240H68V238L66 237V236L69 234L68 231H70L71 228H70V230H69V228H68V231H67V229L65 230V231H67V232H66L67 235H65L66 233L62 232V230H63L64 227L60 225L61 227H60V229H59V224H58V223H59V220H58L57 217L60 215L61 212L59 213V215L56 214L57 217H56V216H55V217H56L57 220L55 219V217L52 219V220H55V221L58 222V223H55L54 221H52L50 218H51V216H54V215H53V214H50V216H49ZM51 213H52V212H51ZM53 213H54V212H53ZM55 213H56V212H55ZM55 213H54V214H55ZM78 213H79V214H78ZM85 213H86V212H85ZM152 213H153V212H152ZM179 213H180V212H179ZM182 213H183V212H182ZM224 213H225V212H224ZM226 213H227V212H226ZM248 213H249V212H248ZM252 213H253V212H252ZM1 214H2V213H1ZM6 214H7V213H6ZM28 214H29V213H28ZM41 214H42V213H41ZM47 214H48L49 217H47ZM83 214H84V212H83ZM159 214H160V213H159ZM183 214H184V213H183ZM186 214H187V213H186ZM191 214H193V213H191ZM191 214H190V215H191ZM235 214H236V213H235ZM246 214H247V213H246ZM256 214H257V213H256ZM25 215H27V214H25ZM25 215H24V216H25ZM61 215H62V214H61ZM86 215H88V214H86ZM95 215H96V214H95ZM166 215H167V213H166ZM184 215H185V214H184ZM202 215H203V214H202ZM204 215H205V214H204ZM248 215H249V214H248ZM260 215H261V214H260ZM9 216H10V214H9ZM24 216H23V219L27 222V224L29 223L28 226H29V228H30V226H31L30 224H31V223L28 222V220H27L28 218L25 216V217L27 218V219H25ZM178 216H179V215H178ZM186 216H187V215H186ZM186 216H185V217H186ZM192 216H194V215H192ZM229 216H230V215H228L227 217L225 216L226 220H228V221L230 220V219H227ZM246 216H247V215H246ZM19 217H20V216H19ZM19 217H18V218H19ZM41 217H42V219H44V218H45V215H44V218H43L42 215H41ZM78 217H79V216H78ZM173 217H174V216H173ZM182 217H183V216H182ZM182 217H181V218H182ZM185 217H184V218H185ZM204 217H205V216H203V218H204ZM206 217H207V216H206ZM213 217H214V216H213ZM232 217H233L232 219L235 220L234 216H232ZM247 217H248V216H247ZM257 217H258V216H257ZM16 218H17V217H16ZM16 218H15V219H16ZM21 218H22V216H21ZM21 218H20V221H21V222H19L20 225H19V224L15 225V228H16V230H17L18 232H17L16 230L13 231V232H15L16 234L18 233V235H19V234L21 235V234H22L21 231L24 229V227H26V226L23 224L24 222H22V219H21ZM95 218H96V217H95ZM146 218H147V217H146ZM156 218H157V217H156ZM174 218H175V217H174ZM176 218H177V221H178L179 218H178V217H176ZM176 218H175V219H176ZM191 218H192V217H191ZM218 218H219V217H218ZM220 218H221V217H220ZM240 218H242V217H240ZM240 218H239V219H240ZM249 218H252V217H249ZM261 218H262V217H261ZM30 219H31V218H30ZM30 219H29V220H30ZM185 219H186V218H185ZM197 219H198V218H197ZM236 219L238 220V217H236ZM252 219H253V218H252ZM258 219H259V218H258ZM262 219H263V218H262ZM47 220H48L49 222H52V225H50V224L48 223ZM61 220H62V219H61ZM194 220H195V219H194ZM199 220H200V219H199ZM206 220H207V219H206ZM208 220H209V219H208ZM210 220H212V218H211ZM234 220H232V221L236 224L237 221L235 220V221H236V222H235ZM244 220H245V219H244ZM3 221H4V220H3ZM3 221H2V222H3ZM40 221H41V219H40ZM40 221H39V223H40ZM189 221H190V220H189ZM197 221H198V220H197ZM240 221H241V220H240ZM242 221H243V220H242ZM255 221H256V220H255ZM31 222H32V221H31ZM75 222H76V221H75ZM183 222H184V221H183ZM229 222H230V221H229ZM233 222H232V223H233ZM245 222H246V221H245ZM259 222H260V220H259ZM11 223H12V222H11ZM76 223L78 224L79 222H76ZM188 223H189V222H188ZM188 223H187V224H188ZM204 223H205V221H204ZM225 223H226V222H225ZM234 223H233V224H234ZM246 223L248 224V222H246ZM251 223H252V221H251ZM37 224H38V223H37ZM47 224H49V225H47ZM54 224H56V225H55V228H54ZM60 224H61V223H60ZM74 224H75L74 222H73V223H70V222H69L68 225H73V228H77V224H75L76 227L74 226ZM155 224H156V223H155ZM238 224H239V223H238ZM255 224H256V223H255ZM12 225H13V224H12ZM18 225H19V227H17ZM22 225H24V226L22 227ZM33 225H34V224H33ZM66 225H67V224H66ZM86 225H87V224H86ZM188 225H189V224H188ZM196 225H197V224H196ZM207 225H208V224H207ZM209 225H210V224H209ZM230 225H231V224H230ZM248 225H249V224H248ZM250 225H251V224H250ZM250 225H249V226H250ZM257 225H259V223H258ZM46 226H45V228H47ZM221 226H222V225H221ZM236 226H237V225H236ZM254 226H255V225H254ZM51 227H52V229H53V232H55V233L51 232V231H52ZM56 227H58V228H56ZM62 227H63V228H62ZM68 227H72V226H68ZM153 227H154V226H153ZM215 227H216V226H215ZM238 227H239V226H238ZM256 227H257V226H256ZM256 227H255V228H256ZM13 228H14V226H13ZM15 228H14V229H15ZM29 228H25V229H27L25 233L28 232V233H30V235H31L32 232L36 231L35 229H34V230H31V229H30L31 231L29 232V230H28ZM34 228H35V226H34ZM37 228H39V227H37ZM37 228H36V229H37ZM242 228H243V227H242ZM257 228H258V227H257ZM25 229L23 230V233H24ZM40 229L43 230V232H44V228H43V229L40 228ZM54 229H55L56 231H55ZM83 229H84V228H83ZM85 229H87V228L85 227ZM249 229H250V228H249ZM11 230H13V229H11ZM41 230L38 231V232L36 231L37 233H36V232H34V233H35V234H38L39 232H40V233H43ZM73 230H74V229H73ZM243 230H244V229H243ZM6 231H7V230H6ZM75 231H76V230H75ZM81 231H82V230H81ZM81 231H80V232H81ZM120 231H121V229H120L118 232H120ZM244 231H245V230H244ZM247 231H248V230H247ZM7 232H8V231H7ZM19 232H20V233H19ZM47 232H44L43 235H41V236H42V237L46 236V235H47V234H46ZM71 232H72V231H71ZM77 232H78V230H77ZM126 232H127V231H126ZM40 233H39V234H40ZM73 233H74V232H73ZM146 233H147V232H146ZM152 233H153V232H152ZM10 234H11L12 239H13L14 235H13L11 232L9 233V235H10ZM45 234H46V235H45ZM50 234H51V235H50ZM53 234H55V235H53ZM76 234H77V233H76ZM81 234H82V233H81ZM96 234H97V233H96ZM98 234H99V232H98ZM98 234H97V235H98ZM106 234H107V233H106ZM120 234H121V233H120ZM30 235H29V236H30ZM33 235H34V234H33ZM33 235H31V236L33 237ZM69 235H70V234H69ZM69 235H68V236H69ZM71 235H72V234H71ZM91 235H93V234H91ZM111 235H112V234H111ZM114 235H115V234H114ZM140 235H141V234H140ZM140 235H139V236H140ZM146 235H148V234H146ZM5 236H6V235H5ZM21 236H23V237H21ZM21 236H19V239H20V240H21V239L24 240V239H25V235L22 234ZM36 236H37V235H36ZM39 236H40V235H39ZM39 236H38L37 238H40V237H41V236H40V237H39ZM72 236H73V235H72ZM74 236H76L75 233H74ZM77 236H78V235H77ZM82 236H83V235H82ZM85 236H86V235H85ZM104 236H105V235L103 234V237H102V238H101V237H99V238H95L96 240L99 239V240L96 242L95 246H94V244H93V242L95 241V239H94L95 236H93V238H92V236H91V237H90L91 239H90V238L88 239L89 242L85 244V245L88 246V245L92 242L90 246H91V249H93V250L90 251V249H89V251H90L89 254H90V256H92L93 258H97V257H98V259H100L99 256H100L101 254L103 255V253H105L106 249H105V250L103 249V246H104V243H103V242H104L105 238L108 239V236H106V237H104ZM116 236H117V238H118L119 235H116ZM126 236H127V235H126ZM151 236H153V235H151ZM170 236H171V235H170ZM173 236H174V235H173ZM180 236H181V235H180ZM32 237H31L30 239H33ZM65 237H66L67 239H65ZM79 237H81V235H80ZM96 237H97V236H96ZM146 237H147V236H146ZM17 238H18L17 236H16V239L14 238V239H15V240H14L15 243H16V240L19 241V239H17ZM57 238H59V239H57ZM72 238H73V237H72ZM77 238H78V237H77ZM86 238H87V236H86ZM128 238H129V237H128ZM132 238H133V237H132ZM173 238H176V236L173 237ZM30 239H29V240H30ZM35 239H36V238H35ZM78 239H79V243H80V238H78ZM78 239H75V240L78 241ZM82 239H83V237H82ZM100 239H101V240H100ZM113 239H114V238H113ZM176 239H177V238H176ZM176 239H175V240H176ZM22 240H21V241H22ZM37 240H38V239H37ZM39 240H40V239H39ZM39 240H38V242H40ZM42 240H41V244H42ZM55 240H59V242L57 243L58 247L54 244V243H56ZM62 240H63L64 242H63ZM65 240H66V241H65ZM72 240H73V239H72ZM75 240H74V241H75ZM92 240H93V241H92ZM131 240H132V239H131ZM140 240H141V239H140ZM144 240H145V239H144ZM144 240H143V241H144ZM147 240H148V239H147ZM147 240H146V241H147ZM152 240H153V238H152ZM177 240H178V239H177ZM184 240H186V238H185ZM184 240H183V241H184ZM21 241H20L19 243H21ZM33 241H35V240H33ZM90 241H91V242H90ZM108 241L110 242V240H108ZM111 241H112V240H111ZM122 241H125V240L122 239V240H121V243H122ZM132 241H133V240H132ZM146 241H145V242H146ZM156 241H157V240H156ZM163 241H164V240H163ZM178 241H180V240H178ZM183 241H182V242H183ZM75 242H76V241H75ZM75 242H74V243H75ZM82 242H83V241H82ZM115 242H116V241H115ZM119 242H120V240H119ZM129 242H130V241H129ZM137 242H138V241H137ZM176 242H177V241H176ZM15 243H14V244H15ZM17 243H18V242H17ZM17 243H16V244H17ZM19 243H18V245H20ZM22 243H24V246H25V242L22 241ZM32 243H33V242H32ZM45 243H46V244H43V245H46L47 247H46V246H45V247L48 248V246H50V245L47 244V242H45ZM61 243H60V244H61ZM67 243H68V242H67ZM76 243H77V242H76ZM123 243H124V242H123ZM125 243H126V242H125ZM155 243H156V242H155ZM165 243H166V242H165ZM177 243H178V242H177ZM180 243H181V242H180ZM185 243H186V242H185ZM185 243H184V244H185ZM9 244H10V243H9ZM12 244H13V243H12ZM16 244H15V245H16ZM41 244H40V245H41ZM65 244H63V245H65ZM92 244H93V245H92ZM105 244H106V243H105ZM127 244H128V243H127ZM136 244H137V243H136ZM148 244H149V243H148ZM167 244H169V242H168ZM170 244H171V243H170ZM170 244H169V245H170ZM175 244H176V243H175ZM15 245H14V247H13V245H12V247H13L12 250H13L14 248H15V249L18 248V246L16 245V247H15ZM22 245H23V244H22ZM67 245H70V244L68 243ZM71 245H73V244H71ZM71 245H70V246H71ZM80 245H81V251H82V249H83L82 247H83V246H82L81 243H80ZM106 245H107V244H106ZM110 245H111V244H110ZM130 245H131V244H130ZM132 245H133V244H132ZM169 245H168L167 248H169V247L172 248L173 245H172V246H169ZM182 245H183V244H182ZM185 245H186V244H185ZM189 245H190V244H189ZM189 245H187V246H189ZM29 246L32 247L31 244H30ZM34 246H35V244L33 243V248H34ZM61 246H62V245H60V248H61ZM65 246H66V245H65ZM65 246H64V247H65ZM78 246H79V245H78ZM92 246H94V248H93ZM119 246H120V245H119ZM121 246H122V245H121ZM155 246H156V245H155ZM10 247H11V246H10ZM25 247H27V246H25ZM45 247H43V248L45 249ZM66 247H67V246H66ZM76 247H77V246H76ZM112 247H113V246H112ZM123 247H124V246H123ZM127 247H128V246H127ZM161 247H162V246H161ZM20 248H22V247L20 246ZM20 248H19V249H20ZM33 248H31V250H32ZM41 248H42V247H41ZM43 248H42V249H43ZM52 248H53V247H52ZM52 248H51V249H52ZM60 248H59V249H60ZM89 248H90V247H89ZM133 248H134V247H133ZM133 248H132V249H133ZM136 248H137V247H136ZM9 249H10V248H9ZM15 249L13 250V252L15 251ZM19 249H18V250H19ZM23 249H24V248H23ZM23 249H22V253H20L21 256L18 255V254H19V253H18V252H19L18 250H17V252L15 251V255L18 256L19 258H22V257L25 255V252H27V250H29V248L27 247V249H25V250H26L25 252L23 251ZM49 249H50V247H49ZM51 249H50V251H51ZM64 249H65V248H64ZM64 249L62 248L63 252H65ZM75 249H76V248H75ZM75 249H74V250H75ZM77 249L80 250V247H78ZM77 249H76V250H77ZM85 249H86V248H85ZM102 249L104 250V252L102 251ZM110 249L112 250V248H110ZM115 249H116V248H115ZM117 249H118V248H117ZM125 249H126V248H125ZM153 249H154V248H153ZM155 249H156V251H159V250H157V248H155ZM179 249H180V247L178 248V250H179ZM193 249H194V248H193ZM10 250H11V249H10ZM31 250H30V251H31ZM57 250H58V249H57ZM76 250H75V253H74L75 255H76V252H77ZM86 250H87V249H86ZM111 250H109V251H111ZM163 250H164V249H163ZM169 250H170V249H169ZM169 250H168V251H169ZM225 250H228V249H225ZM45 251H46V250H45ZM59 251H60V250H59ZM66 251H67L66 253H63V252L61 253V256H63V254H64V256H65L63 259H61V261L63 262V264H64V262H65V258H66V260H67L68 257H69V255L71 254V253H68V251H70V250L68 249V247H67V250H66ZM81 251H78V252H81ZM118 251H119V250H118ZM138 251H139V249H138ZM161 251H162V250H161ZM194 251H195V250H194ZM10 252H11V251H10ZM20 252H21V251H20ZM31 252H33L32 254L34 255V252H35L34 249H33V251H31ZM31 252L28 253L27 255H30V256H31ZM38 252H39V251H38ZM38 252H37V253H38ZM40 252H41V251H40ZM72 252H73V249H72ZM112 252H113V251H112ZM112 252H111V257H114L115 254H114V252H113V253H112ZM134 252H135V251H134ZM153 252H154V251H153ZM159 252H160V251H159ZM162 252H163V251H162ZM164 252H166V251L164 250ZM196 252H197V250H196ZM223 252H225V251H223ZM227 252H228V251H227ZM0 253H1V252H0ZM23 253H24V254H23ZM37 253H35V254H37ZM55 253H57V251H56ZM67 253H68L69 255H68ZM136 253H138V252H136ZM154 253H155V252H154ZM235 253H236V252H235ZM13 254H14V253H13ZM39 254H40V253H39ZM42 254H44V256H41L40 259H42V261L45 263L46 258L49 257V256L47 255V254H48V251H47V252H44V251H43V252H41V255H42ZM45 254H46V255H45ZM49 254H54V253H49ZM59 254H60V253H59ZM74 254H71V256H72V255L74 256ZM77 254H79V253H77ZM89 254H88V255H89ZM112 254H113V255H112ZM116 254H117V253H116ZM140 254H141V253H140ZM22 255H23V256H22ZM37 255H38V254H37ZM56 255H57V254H56ZM102 255H101L100 257L103 259ZM157 255H158V254H157ZM157 255H153V256L151 255V260L153 259L154 256H157ZM184 255H185V254H184ZM207 255H208V254H207ZM212 255H213V254H212ZM34 256H35V255H34ZM34 256H33V260L35 261L36 258L34 259ZM39 256H40V255H39ZM45 256H46V257H45ZM54 256H55V255H54ZM54 256H53V257H54ZM71 256H70V257H71ZM77 256H78V255H77ZM77 256H76V257H77ZM81 256H82V255H81ZM84 256H85V255H83V257H84ZM103 256H104V255H103ZM106 256H107V255H106ZM147 256H148V255H147ZM158 256H159V255H158ZM162 256H163V254H162ZM165 256H166V255H165ZM221 256H222V255H221ZM229 256H230V255H229ZM3 257H4V256H3ZM11 257H12V256H11ZM35 257H37V256H35ZM43 257H44L45 259H43ZM76 257H75V259H76ZM79 257H80V255H79ZM83 257H82V258H83ZM87 257H89V256H87ZM92 257H91V258L89 257V258L91 259V260L89 259L91 262L88 261V260H86V262L88 261V263L90 262L91 264H94V263L96 264V263H98L97 261H99V260H98V259H97V261H95V259L92 260V259H93ZM115 257H117V255H116ZM115 257H114V259H115ZM148 257H149V256H148ZM183 257H184V256H183ZM195 257H196V256H195ZM207 257H208V256H207ZM213 257H214V255H213ZM16 258H17V257H16ZM37 258H38V257H37ZM58 258H59V260H57V261L59 262L61 257H58ZM58 258H57V259H58ZM82 258H81V260H82ZM157 258H158V257H157ZM160 258H161V257H160ZM164 258H165V257H164ZM204 258H206V257H204ZM204 258H203V259H204ZM4 259H5V257H4ZM24 259H26V256H25ZM31 259H32V256H31ZM31 259H30V257H29V260H31ZM48 259H50V260L48 261ZM48 259H47V262H49V263L51 262V264H56V262L52 261L53 259H51V257L48 258ZM55 259H56V257H55ZM69 259H70V258H69ZM73 259H74V258H73ZM105 259H106V258H105ZM155 259H156V257H154L153 260L156 261L157 259H156V260H155ZM158 259H159V258H158ZM206 259H207V258H206ZM236 259H237V258H236ZM253 259H254V257H253ZM258 259H259V258H258ZM260 259H261V258H260ZM0 260H1V259H0ZM18 260H21V259H18ZM77 260H78V258H77ZM77 260H76V262H77ZM112 260H113V259H112ZM142 260H143V259H142ZM165 260H166V259H165ZM208 260H209V259H208ZM208 260H207V261L205 260V261L208 262ZM226 260H227V257H226ZM7 261H8V260H7ZM13 261L15 262L16 260H13V259H12V263L9 262V264H14ZM37 261H38V259H37ZM37 261H36V262H37ZM68 261H70V260H67V262H68ZM71 261H72V260H71ZM71 261H70V262H71ZM92 261H93V263H92ZM110 261H111V259H110ZM127 261H128V260H127ZM129 261H130V260H129ZM134 261H135V260H134ZM136 261H138V260H136ZM157 261H158V260H157ZM167 261H168V259H167ZM198 261H199V260H198ZM255 261H256V260H255ZM261 261H263V260H261ZM28 262L30 263V261L27 260V264H29ZM38 262H39V264H41L40 260H39ZM43 262H42V264H44ZM62 262H60V264H61ZM67 262H65V264H67ZM70 262H69L68 264H70ZM78 262H79V261H78ZM86 262H85V260H84L83 263H86ZM111 262H112V261H111ZM118 262H119V261H118ZM120 262H121V261H120ZM150 262H151V261H150ZM162 262H163V261H162ZM162 262H160V263H162ZM201 262H202V261H201ZM226 262H227V261H226ZM3 263H4V264H7L6 262H3ZM19 263H20V261H19ZM23 263L25 264L24 261H23ZM32 263H33V262H32ZM88 263H86V264H88ZM102 263H103V262H102ZM102 263H100V264H102ZM125 263H127V262H125ZM125 263H124V264H125ZM138 263H139V261H138ZM163 263H164V262H163ZM163 263H162V264H163ZM203 263H205V262L203 261ZM231 263H232V262H231ZM15 264H16V263H15ZM37 264H38V263H37ZM45 264H47V263H45ZM80 264H82L81 261H80ZM169 264H170V263H169ZM171 264H172V263H171ZM199 264H201V263H199ZM229 264H230V262H229ZM232 264H233V263H232ZM236 264H237V263H236Z\"/></svg>","mask_w":264,"mask_h":264}]
</instances>
